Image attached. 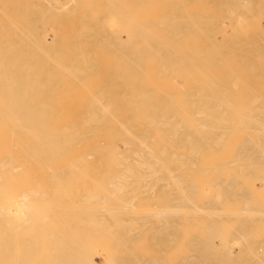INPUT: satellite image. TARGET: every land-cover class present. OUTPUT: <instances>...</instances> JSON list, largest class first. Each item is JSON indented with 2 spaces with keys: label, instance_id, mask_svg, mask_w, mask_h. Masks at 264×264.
Listing matches in <instances>:
<instances>
[{
  "label": "bare ground",
  "instance_id": "obj_1",
  "mask_svg": "<svg viewBox=\"0 0 264 264\" xmlns=\"http://www.w3.org/2000/svg\"><path fill=\"white\" fill-rule=\"evenodd\" d=\"M2 2H3V0H1ZM5 1H7V0H4V3L5 4H3L2 3V5H0V6H3V5H5V6H3L2 7V9H4V7H5V11L8 13V11L9 10H11V12H13V15H15V13H14V10L17 8L18 9V4H19V6H20V8H21V5H20V3L22 2V0L21 1H19L18 3L17 2H9V1H11V0H8V2H5ZM13 1H15V0H13ZM16 1H18V0H16ZM43 1H46V0H31V2H30V5H31V11L30 12H33L34 11V13H33V17H35L36 19H39V24H37V25H33L32 26V24H30V23H28V26H29V24L31 25V26H29V27H27V26H24V25H22V23H19V20H25V24H26V19L25 18H27L28 16L26 15V13H24L23 15H26V17H24V18H21L22 16H20V18H19V16H17L18 18H19V20L18 21H15V20H13V21H15V22H18V25L19 24H21L20 25V27L17 29V26L16 25H12L13 27H14V29H15V26H16V31H19V32H22V34L24 33V35L26 34L27 36V38L28 39H30V40H28V39H25V40H28L29 41V43H28V50H27V52L28 53H30L31 55H32V57H31V60H28L27 59V57H26V51H21V50H19V51H21V53L23 52H25V58L28 60H26L25 58H24V60H26V61H22L23 59H21V62H19V61H16V59L14 60V62H16V63H14V62H12L9 58V60H10V62H5V63H3V64H0V264H48L49 263V261H50V263L51 264H53L52 262H54V263H58V264H61V262H65V264H66V262L67 261H72V259L74 260V259H76V258H78L79 259V261L81 262L82 260L84 261V260H87L86 262H84L83 263V261H82V264H90V263H92L94 260L93 259H91L92 258V255H91V253L92 252H94V254L93 255H95V253H96V255H97V251L96 250H94V247H93V250L91 249L92 248V243H91V246L90 245H88V242H89V240H86L85 239V241L84 242H87V243H85V244H87L88 245V248H87V250L86 249H84L85 247H83L82 246V244L84 243L82 240L80 241H78V239H82V237H83V240H84V238H85V235L84 234H86V232H91L90 230L89 231H87L86 230V228L87 227H89L90 226V224L91 223H94L95 221H97L98 223H96V224H98L97 226L99 227V231L100 232H102V233H100L99 232V234H97V232L95 231V233L96 234H94L93 232L94 231H92L91 232V234H94V235H99V237H101V238H103L102 236L104 235L103 233H105L106 234V236H104L105 238H107V236H108V238L109 237H111L110 239H111V241H112V239L114 238L113 237V230H112V228L111 227H108L109 226V224H105V221L104 220H101L103 217H102V214H101V217L99 218V214L100 213H102L103 211H100V212H98L99 210H101V209H99L98 211L96 210H94V211H92V212H87V211H84L85 209V207H87V204L86 203H94V201H92L91 202V199H93L94 198V200L95 201H97V203H98V201H100L101 202V200H103V199H105V198H109V199H111V198H118V196L117 197H113L112 195H117L118 193H120V192H122V191H124L125 189H127V188H125V186L127 187V185H129V183H127L128 181H125V179H127L128 177H130V175H127V174H122L123 172H125L126 171V173H127V170H128V172L129 171H133L134 173H137L138 174V176L140 177L139 179H141V178H143L144 180H148L147 181V183H146V181H144V180H141L144 184H146L148 187H150L151 189H152V187H154L156 184H157V182L159 181V182H163V187H165V190H164V205L162 206V207H154L155 205L153 204L152 206V208H150V207H148L149 208V211H148V208L146 209L145 208V205H142L143 206V208H141V209H138V208H140V204H139V202H138V205H140V206H138V207H133V209H137V210H139V211H141V212H143L144 213V211H145V213H146V210H147V212L149 213V216L150 215H152V214H154L155 215V219H158V216H161L160 218L161 219H163L164 220V222H165V226L163 227V229L162 230H164V232H165V237H166V242L167 241H169V242H172L173 241V238H175V240H176V243H175V245L173 246L174 248H177V250L175 249V251H168V253H167V255L168 254H170L171 252H174V253H172V255L173 254H175V253H177L178 252V254L180 253V256H181V259H180V261H182L183 259H185V258H187V259H189L190 257H194L195 258V260L196 261H198V263L199 262H202V263H200V264H208L209 262H210V260L212 259V258H216V257H219V259H220V257H221V259H222V261H223V259L225 260V258L224 257H231V256H233V255H237V256H243V255H252V254H256L257 256H259V257H257L256 259H255V261H264V258H262V256L261 255H264V252H256V253H254V252H252V253H250V252H243V251H235V252H233V251H231L230 250V245H232V244H234V243H232V242H237V243H239V242H241V240H240V238L243 236H245V234H243V235H238V234H236L235 232H237V233H239V230L237 231V228L235 229V234L236 235H238V236H235V234H233L234 236L233 237H231L230 239L232 240V242H230V243H232V244H230L229 242H227V241H225V235H227L228 234V236L231 234V231H230V233H227V234H225L224 235V231H226L227 229H229V228H231V226H229V223L232 225V223H234V221H235V219H233L234 221L232 222L231 220V222L229 221V223L227 224V221H224L225 222V225H224V227L223 228H225V226H229V227H226L225 229H224V233H221V228L219 227V226H217V225H215V222L214 223H212V222H210L211 220H210V217L209 216H211V218L213 217V216H215V215H217V217H219L218 215L221 213V211L220 212H217L218 214H215L216 212L215 211H219V210H217V209H220V210H222L223 208H227L229 211H231V209L232 208H228V206H226L225 204H227V202H226V200H225V203H224V206L225 207H221V206H213V204L212 203H214V202H216V203H219V202H221V200H222V202H223V199H221L220 198V194L222 193V194H226V192H224L222 189H220V192H221V190H222V192L220 193L219 192V198H214V197H212V198H214L213 200H211L209 197L207 198V196H206V192L207 191H205V190H202V189H204V185H203V188L202 189H198L199 191V194H200V192H201V194L202 193H204L205 194V197L207 198V200L204 202V204H200V203H197V202H194L193 201V196H194V193H196V192H192L191 191V188L192 187H197V185L195 184V183H192L191 184V186L187 183L188 181H190L188 178H184L183 180L181 179L182 177H184L183 176V173H177V169H178V166L175 168H168V167H164V166H167V165H169V164H171V163H173V162H175V163H179V162H185V161H181V160H187L186 162H192V161H197L198 162V164L200 163V165L201 166H204L205 164H201V163H204L205 161L207 162L206 164H211V165H213V169L215 168L214 167V165H228V166H226L227 168H228V170L230 171H232V168L230 167L231 165L230 164H233V167H234V165L236 166V164H237V162H239L240 163V161L241 162H251L252 161V159H254V162H260V161H262V162H264V48H261V47H263L262 45L261 46H259L258 44V42H262V43H264V28H262V27H260V23H258L257 22V20L255 21L256 23L255 24H257V25H250V22L255 18V19H258V20H260V18H257V17H259L260 15H264V0H218V4L219 5H217L216 7H219L220 5H221V8L218 10V8H217V12H219L220 10H221V12L219 13V14H217L218 15V19H224V20H226L227 21V23L229 22L231 25H232V22L234 21V20H236V18L238 17L236 14H238V11H237V8L238 9H240V14H241V17L243 18V15L245 14V15H248V16H245V18H247V19H249V20H251V18H252V20L249 22V21H247L246 19H244V20H242V18L239 16V20H240V18H241V22H237V23H240V24H237L236 25V22H235V25L236 26H233L232 28H237L238 26H240L242 29H244L245 28V32L243 33V34H239V35H235V34H238L239 32H242V30H239L238 28L236 29V30H234V32L233 33H235L234 34V36H232L233 35V33L231 32L230 34V37L228 36H226V38H225V35H227V33L229 34V31H230V29H229V31L228 32H226L225 33V35H223L224 36V39L222 38L223 36H222V34H221V32L220 31H218V29H223V27H222V25L223 24H221L222 22V20L221 21H218L217 20V18L215 17V19H216V21L217 22H220V26H219V28H216L217 29V31L215 30H213L212 31V33L213 34H215V32H217V33H219L220 35H221V38L223 39V40H221V39H219V43H218V41H217V39H215V41H217L216 43L219 45V44H221V46L219 47V48H222L221 50V52L219 51V53H221V55H220V57H221V59H220V57H219V59H220V61L222 60V61H224V57H225V60H226V58H227V60H228V57H229V59H230V63H224V62H222L223 64H224V66H226V67H223V65L221 64V69L222 70H224V72H221V70L219 69V67H220V61H219V59H217L216 61L217 62H219V63H215L214 61H213V59L211 58L210 59V57L208 58H205V57H202L201 55H203L204 56V54H205V56H211V55H209V52L210 51H213L211 48H212V46H209L208 48L210 49L209 50V52H206V50H207V48L205 49L204 47L202 48L205 52L203 53L200 49H199V45H197V44H193L194 46L192 47V49L193 50H189V47H190V44L188 45V44H183L182 42H180L179 40H181L182 41V39H181V37L184 39V38H186V39H184L185 40V43H186V40L188 39V40H191V35H192V33H190L189 31H191V29L187 32V33H185V32H183L182 31V29H181V31L183 32V33H185L186 35L188 34V33H190V35H187V36H190V39L189 38H187L185 35H183V33L181 32V31H177V29H180V27H176L177 29H176V31L177 32H180V33H182L181 34V36L180 37H178L177 38V36L178 35H176V34H178V33H174L175 32V30L173 31V30H171L170 28H175V27H172L173 26V24L171 23V25H169V24H167V23H169V18L167 17V19H166V21H164V22H167V23H164L165 25H163V22L161 21L158 25H161V26H163V27H160V31H161V28H162V31L161 32H163V30H164V28H166L168 25L169 26H171V27H167L168 28V30L170 29L171 30V32H170V30L168 31V30H164L165 31V33L166 34H169V36H171V34H175L176 35V38L175 37H173L174 35H172V37L175 39V40H177L178 39V41L177 42H179V43H181L182 44V47L180 46L181 44H178V45H175V44H173L174 42L172 41L173 39H172V37H171V42L170 43H168L167 42V40L170 38V37H168V39L166 40L165 39V41H164V37H166V36H164L163 38L161 37L162 35H158L159 37H161L160 39H161V42H159L160 40H159V37L158 38H151V37H148L147 36V38H149L148 40L149 41H152V40H156V41H152V42H157V43H159V46L158 45H156V43H154V45H156L157 47V51H158V47H159V50H161L160 49V45L162 44V45H164L163 47L161 46V48L163 49V50H168L167 48H166V46L168 47V45L169 46H172L173 48L175 47V49H172V47H168V48H170L171 49V51L173 50V54H171L172 52H170L169 50V55H174L175 53L177 54V55H179V57L181 56V61H179V57H177V55L175 56V58L178 60V62L175 60V58H174V56H172L173 58H170V59H174V63H176V64H181L180 62H182V60H183V62H184V58H186V60H185V62L186 61H188V66L186 65V63L184 64V65H186L187 67H190L191 65L193 66V68H194V66L196 67V68H194V69H192V71H191V67H190V69L189 68H186V66H184L183 67V64H181V66L183 67H181L182 69L181 70H179V69H175L176 70V75L179 73L180 74V76L179 77H181V79H183L184 78V76L182 75V74H186L187 72L186 71H188V70H190V71H188V74L186 75V76H188V77H186V78H184V80H186L187 78H190L191 77V79H189V81L188 82H192L191 80H195L196 81V83H197V78L199 79V80H201V83L199 82V83H197V84H202V82H204V85L202 84V86H203V88H201L199 85V87L198 88H193V89H190V93H188L189 94V96L191 97V96H193V98L191 99V98H189V99H187L186 100V98H183V99H185L186 101H188L189 100V103H187V104H184V105H181L182 104V102L179 104V106H177L176 107V110H174V108H175V104H177L178 103V101H177V99L180 97V96H183L184 94H185V92H186V90H188V88L185 90V92H184V94L183 95H180L179 94V92L182 90H178L177 89V85H178V83L175 81V85H176V87L175 88H173V86H172V82H174V81H172V78H174V76L172 77V75H171V77L169 76V78L171 79V81H170V79H169V81H170V83L169 82H167L168 81V72H166V76H165V73L163 72V70H166V68L167 67H170L169 66V64H170V62H173V61H171L170 59H169V57H167L166 56V58H164L163 59V57H165V53H162L163 54V56H161L162 54H160L159 52L160 51H158V53H157V55L155 54V52L154 53H152L153 55H156V59H157V61H159L158 60V56H159V59L161 58V59H163L164 61H159V62H157V65L158 66H160L161 67V64H160V62L162 63V64H164V66H162L161 68V70H159V71H157L158 73H160L161 74V76L162 75H164L165 76V79H164V76H162V77H160V75L159 76H157V73L155 74L157 77H159V79H157V77L154 75V73L156 72V71H154L153 70V75L152 74H150L151 72L150 71H148L152 66H151V64L150 63H152V62H155L154 61V57H152V58H154V59H152V60H149V61H152V62H149V64L150 65H148V61L146 62V64L145 63H143L144 61H142L141 62V59L144 57V58H146L144 55L150 50V52H151V49H149V48H152L153 50H156V49H154V46H152V47H148V51L144 54L143 53V51L145 52L146 51V48L142 51V49H141V53L138 51L140 48H143V47H145V44L142 46V44L141 43H138L137 41H134L133 40V42H136V44H141V46H140V48H139V46H136V47H138L137 49L136 48H133L135 45H133V47H132V49H133V51H130V50H132V49H130V47L132 46V44L130 43V44H125V46H127V47H129V49H128V53H129V51L130 52H134V49H136V51L135 52H139L140 54H141V56L139 55V57L141 58H139V57H137V58H139V60H140V62H139V60H137V58L135 57V56H138V55H136V54H139L138 52L136 53V54H134L135 56L134 57H130V59H135L137 62H138V64L140 65V63H143L142 65H144V67L146 66V69L145 70H142L141 69V67L139 68V67H137L138 66V64H136L137 66V69H141L140 71L142 72H146V73H148L147 75L150 77L151 76V80H150V82L152 81V83H150L149 82V80H147L146 81V79H145V81H144V79H142V77L144 76H146V78L148 77L147 75H143V73H139L138 72V74L136 73V76L134 75L135 74V71H134V76H135V78L137 77V75L139 76V75H141V76H139V78L140 79H138V81H140L141 79V81H140V83L143 81V83L144 84H147V86H148V83H149V86H152L153 85V80H160V78H162L161 79V81L164 83H162V85L159 83H154V84H156L155 86L153 85L152 87H155V88H159V86H161L160 88L161 89H163L164 91H168V90H166V88H168L169 89V91L170 90H175V89H177L178 91V98L175 100V101H177V102H175V101H173V105H174V108H171V106H173V105H171L172 104V102L170 101V100H172V98L170 97V93H169V100H166L165 98H166V96L168 95V94H165L166 96H165V98L164 99H159V98H157V97H150V95L152 94V93H156L157 94V90H159V89H154V90H156V91H154V92H151L150 90H145L147 93H149V92H151V94H148V98H147V94L146 95H144V91L142 90V91H139L135 96L137 97V96H139L140 95V97L141 98H135V96H134V98H132V96H131V98L128 100L129 101V106H128V108H127V110L129 111V113H126V111H125V114H124V112H122L123 114H111L110 113V111H117V110H119V108H117V107H106V106H97V107H94V108H92L91 106L89 107V105H88V107H85V111H86V108L87 109H90V112H88V114H82V115H76V114H74V113H71L72 111H71V104L73 103V101H68V99L67 100H65L64 99V101H62V102H64V105H66L65 106V109H67L68 110V108L70 109L69 110V113L67 114L66 112V114L64 113V114H61V113H59V112H54V111H56V110H60L61 108H62V104H61V102H59V100L57 101V102H54V101H56V99H60V98H63V97H60V95L63 93V94H65V91H66V93H67V90H65V91H62V88H58L59 90H60V94L58 95V92H55L53 89H55L56 91H57V88L55 87H51V89H50V91L49 92H53V94H56V98L54 99V96L55 95H51V96H47V94H46V92H45V94H46V96H47V98H44V87H45V79H44V73L46 72H44V67H46V66H44V63H46V62H44V57H46L45 55H44V44H46L44 41V39H43V33L42 32H44L45 31V28H44V30H43V27H44V25L46 26V24L48 25V23H46V24H44V14H45V12H46V10L48 9V8H45L46 10H44V3H43ZM50 1V0H49ZM49 1L47 0L46 1V4H47V2L49 3ZM52 1V0H51ZM54 1V0H53ZM56 1V0H55ZM71 0H69V2H70ZM74 1H79V0H74ZM81 1L82 0H80V3H81ZM88 1V0H87ZM90 1H92V4H90L91 2ZM95 1V0H94ZM94 1L93 0H89L88 2V4H86V5H80L78 2H77V4H78V6L80 5V7H84V8H87V6H88V8L87 9H89V7H90V10L91 9H94V10H97V9H95V7H97V2H99L100 0H98V1H96V5L94 6L93 4H94ZM113 1V0H112ZM117 1V0H116ZM120 1V0H119ZM142 0H128V1H125L124 3H126V2H128V5L129 6H127V8L129 9L130 8V12H129V14L127 15V18H129L130 19V21H131V18H133V15L135 14L134 12V14L132 15L131 14V11H134L133 9H135V8H137V7H135V8H133L132 7V5L131 4H133L134 6H137V4L140 6L141 4H140V2H141ZM146 0H144V2H145ZM151 1H153V4H154V1H157V0H151ZM161 1H163L164 2V4L166 3L165 1L166 0H161ZM161 1H159L158 2V4L156 3L155 4V6L154 5H152V6H154V8L156 7V5H157V7H158V5H159V3L161 2ZM168 2H169V0H167ZM177 1V0H176ZM186 2L188 1V0H185ZM184 0L182 1L181 0V2H180V0H179V2L182 4V5H184V7L183 8H190V6L192 7V6H194L195 4H193L194 2H192L191 3V5H190V3H189V1H188V4L187 5H185V3H183V2H185ZM202 1H206V0H202ZM23 2L25 3V8L24 9H26V3L28 2V0L25 2L24 0H23ZM64 2V1H63ZM71 2H73V1H71ZM83 2V1H82ZM138 2V3H137ZM162 2V3H163ZM178 2V1H177ZM173 3V0H172V2H169L170 3V5H172V3L175 5H177V4H179V2L178 3ZM191 2V1H190ZM200 2V1H199ZM204 2L202 3V2H200L201 3V5L203 6V11H202V13H204V14H206V12L205 11H207L205 8H204ZM8 3H11V4H13V6L12 5H10V4H8ZM16 3H17V5H16ZM24 3H21V4H24ZM58 3H60V0L58 1ZM84 3H86V2H84ZM109 3V2H108ZM107 3V1H105V5H106V7L108 8V6L107 5H110L111 4V2H110V4H108ZM113 3H118V1L117 2H114L113 1ZM161 3V5H159V6H162L163 8L165 7L166 8V5H164V4H162ZM169 3H168V5H169ZM0 4H1V2H0ZM10 5V6H12V8L13 7H15V9L12 11V8L11 7H7V5ZM16 6H15V5ZM51 4V3H50ZM53 4V3H52ZM51 4V5H52ZM62 4V3H61ZM65 4V3H64ZM82 4V3H81ZM119 4H121L120 2H119ZM127 4V3H126ZM144 4V3H143ZM205 4L207 5V7L209 6V9L211 10V9H214L215 7V5H214V0H211V2H208V1H206L205 2ZM29 5V4H28ZM53 5H55V3L53 4ZM52 5V6H53ZM89 5H93V6H89ZM99 5V4H98ZM101 5V4H100ZM98 6L97 8H98V13H97V15H99V13H100V11H105L106 12V10L104 9V8H106L105 7V5H102V7L101 6ZM200 4L199 5H196L195 6V8L196 7H199V8H196V9H194V10H197V9H199V10H201V8L202 7H200L201 6ZM47 6H50V5H48L47 4ZM68 6V5H67ZM86 6V7H85ZM113 6H114V4H113ZM145 6H147V5H145ZM173 6V5H172ZM186 6H188V7H186ZM257 6H259L260 8H258ZM261 6H263V7H261ZM65 7V9H66V6H64ZM92 7V8H91ZM99 7L102 9V10H100L99 9ZM116 7H117V4H116ZM115 7V8H116ZM144 7V6H143ZM148 7H149V5H148ZM146 8L145 10H147V9H149V11L151 10L150 8ZM156 7V9H158ZM162 7H159V8H162ZM168 7V6H167ZM256 7V8H255ZM9 10H8V9ZM56 9L57 8V6H54L53 7V9ZM61 8V7H60ZM71 8L72 9H74V7H72V5H71ZM83 8V9H84ZM106 8V9H107ZM109 8H110V6H109ZM120 8L121 9H123L122 7H121V5H119V10H120ZM145 8V7H144ZM153 8V7H152ZM165 8L164 9H162V11L160 12V13H164L165 12ZM172 8L173 7H170L169 6V8H168V10L169 9H171L172 10ZM174 8H175V6H174ZM179 8V7H178ZM183 8H179L180 9V11L182 10V13H185V15H187V11L185 10V9H183ZM261 8H263V11H262V9ZM8 11H7V10ZM23 9V10H24ZM29 9H30V7H29ZM58 9H59V7H58ZM70 10V13L72 14L71 16H73V13L75 14V11H73V10ZM77 9V8H76ZM79 9V8H78ZM112 9L113 8H111V11H110V13L112 14ZM138 9L139 8H137V11H136V13L138 14V13H140V12H142V8L140 9V11H138ZM156 9H153V10H156ZM258 9H260V10H258ZM1 10V9H0ZM20 10V9H19ZM21 11V12H26V11ZM57 10V9H56ZM68 9H66L65 11H67ZM75 10V9H74ZM80 10V12H81V9H79ZM90 10H88V12H86V13H89L90 12ZM108 11H109V9H107ZM159 10V9H158ZM161 10V9H160ZM170 10V11H171ZM174 11L176 10V8L175 9H173ZM183 10H184V12H183ZM190 10H191V8H190ZM198 10V12L196 11H194L195 13H193V15L191 14V12H190V14H191V16H194V14H196V13H198V15L200 16V14H199V12H201V11H199ZM205 10V11H204ZM3 13H5L3 10H1ZM60 11V10H59ZM58 11V12H59ZM61 11H62V9H61ZM73 11V12H72ZM85 10H83L82 12H84ZM124 11H125V9H124ZM164 11V12H163ZM186 11V12H185ZM188 11H189V9H188ZM211 11H213V10H211ZM263 12V13H260V12ZM97 12V11H96ZM101 12V13H102ZM117 12V11H116ZM143 12H144V10H143ZM142 12V15L140 16H138L137 15V19H139L138 17H144V18H146V14H145V12L143 13ZM148 12V11H147ZM146 12V13H147ZM169 11H167L166 13H168ZM69 13V14H70ZM104 13V12H103ZM102 13V14H103ZM149 13V12H148ZM147 13V14H148ZM151 13V12H150ZM153 13V15H155L156 14V12H152ZM155 13V14H154ZM170 13V14H169ZM168 13V15H170L169 17L171 18V15L172 16H174V14L175 13H173V14H171V12H169ZM181 13V14H182ZM17 14V13H16ZM37 14V15H36ZM78 13H77V11H76V15H77ZM90 14V13H89ZM89 14H87L88 15V17H89ZM107 14H108V12L105 14V16H107ZM126 14V13H125ZM124 14V15H125ZM145 16H144V15ZM158 14V13H157ZM207 14H208V11H207ZM239 14V15H240ZM2 15V14H1ZM7 16H9V15H11V13H10V11H9V15L8 14H6ZM12 15V16H13ZM50 15V14H49ZM80 16H82V17H84V16H86L85 14H83V13H81V14H79ZM78 15V16H79ZM91 15V14H90ZM97 15H94V17L92 18V16H91V18H89V19H93L94 20V22L96 23L97 22V20L98 19H96V17H97ZM148 15H151L152 16V14H148ZM147 15V16H148ZM159 15V14H158ZM163 14H161V16H162ZM179 15H180V13H179ZM178 15V17H172V18H176V19H178V20H176V19H174L176 22H175V24H174V26L175 25H178L179 26V23L181 22L180 20H182V23H181V27H182V25H184V27H185V31H186V26H187V24L189 25V22H187V24L186 23H184L185 21H186V19H187V21H188V17L186 18L185 16V21H184V17L182 18V19H180L179 20V17H181V15L179 16ZM188 15H189V12H188ZM197 15V14H196ZM198 15H197V17H198ZM213 15H216V13L213 11V13H211L210 12V15H209V17L207 18V17H203L202 16V18L204 19V18H206V19H204V23H203V19L201 20L199 17H198V19L194 16V18H196L197 20H196V22H195V19H194V23H197L198 21H199V24L201 23H203V26L204 25H206V26H211V25H209L208 24V22L211 24V22H212V17H213ZM216 15V16H217ZM47 17H46V19L47 18H49V19H55V17L54 16H56L55 14H54V16L53 17H48V15H46ZM96 16V17H95ZM104 16V17H105ZM110 16V15H109ZM111 16H114V15H111ZM126 16V15H125ZM151 16L149 17L148 16V19H147V21H148V23H149V21L150 20H153V19H150L151 18ZM156 17H157V15H155ZM165 16H166V14H165ZM164 16V17H165ZM190 16V18L193 20V18ZM2 17H3V15H2ZM9 17H11V16H9ZM66 18H67V16H65ZM77 17V16H76ZM75 17V18H76ZM104 17H102V18H104ZM135 17V16H134ZM158 17H160V15L158 16ZM157 17V18H158ZM1 18V17H0ZM4 18V17H3ZM74 17H73V19L76 21V19H75ZM78 18H80V17H78ZM87 18V17H86ZM143 18V19H144ZM155 18V17H154ZM156 18V19H157ZM171 18V19H172ZM226 18V19H225ZM5 19L6 18H4V21H5ZM9 19V18H8ZM33 19V18H32ZM35 19V20H36ZM41 19V20H40ZM57 19V18H56ZM61 19V18H60ZM71 19V18H70ZM70 19H66V20H64L62 23H63V25H64V22H67V24L72 20H70ZM83 19V18H82ZM88 19V18H87ZM107 18H105V22L107 21L106 20ZM109 19V18H108ZM111 19V18H110ZM115 19V18H114ZM121 19H123L122 17H121ZM126 19V18H125ZM137 19L136 18H134L133 20L135 21V23H136V21H137ZM156 19H154L153 21L154 22H157L158 23V21H156ZM162 19H165V18H163V16H162ZM161 19V20H162ZM3 19L1 18V20L0 21H2ZM7 20V19H6ZM52 20V21H53ZM59 20V19H58ZM103 19H101L100 21L101 22H103L102 21ZM112 20H113V17H112ZM158 20V19H157ZM173 20V21H174ZM190 20V19H189ZM201 20V21H200ZM229 20V21H228ZM238 20V21H239ZM262 20H264V19H262ZM4 21H2V22H4ZM12 21V20H11ZM45 21H47L48 22V19L47 20H45ZM79 20H77L76 22H78ZM80 21H81V19H80ZM79 21V22H80ZM85 21V20H84ZM90 21V20H89ZM88 21V22H89ZM92 21V20H91ZM91 21L89 22V23H91ZM126 21V20H125ZM140 21H141V19H140ZM139 20H138V22L137 23H139L140 22ZM153 21H151L152 23H153ZM180 21V22H179ZM191 21V20H190ZM246 21L247 22H249L248 24L250 25V26H253V27H243V26H248V24L246 25L245 23H246ZM9 23L8 21H5V24H7V23ZM14 22V23H15ZM60 22V21H59ZM59 22H57V25H59ZM72 23H73V20L71 21ZM75 22V25H77V23ZM104 22V23H105ZM108 22V21H107ZM113 22V21H112ZM127 22V21H126ZM129 22V21H128ZM128 22H127V25H128ZM171 22V21H170ZM179 22V23H178ZM192 22V21H191ZM193 22H192V24L191 25H189V27H187V29L188 28H190L192 25H193ZM245 22V23H244ZM264 22V21H263ZM1 23V22H0ZM13 23V24H14ZM51 24H53L52 22H50ZM49 23V24H50ZM62 23H60V24H62ZM88 23V24H89ZM103 23V24H104ZM116 23V22H115ZM125 23V22H124ZM124 23H121V25L122 26H125L124 25ZM144 23V22H143ZM157 23H153V25L155 24V25H157ZM162 23V24H161ZM178 23V24H177ZM228 23V24H229ZM2 24V23H1ZM10 24H12V23H10ZM10 24H9V26H10ZM36 24V23H35ZM66 24V23H65ZM87 24V25H88ZM94 24V23H93ZM100 24V23H99ZM113 24V23H112ZM145 24H147L146 22H145ZM186 24V25H185ZM201 24H200V27L199 28H201ZM215 24H217V23H214V25ZM243 24V25H242ZM245 24V25H244ZM254 24V23H253ZM3 25V24H2ZM43 25V27H41ZM70 25V24H69ZM68 25V26H69ZM75 25H74V27H75ZM96 25V24H95ZM109 25H111V20H110V24ZM136 25V24H135ZM141 25V24H140ZM150 25V24H149ZM152 25V26H153ZM6 26H8V25H6ZM50 26V25H49ZM52 26V25H51ZM50 26V27H51ZM54 26V25H53ZM60 26V25H59ZM66 26V25H65ZM68 26H66V28H68ZM83 26H84V24H83ZM89 26L90 25H88V28H86V30L87 29H89ZM101 26H103V27H99L98 29L100 30V28L101 29H103L104 28V26L105 25H102V23H101ZM129 26V25H128ZM127 26V27H128ZM143 26H144V24H143ZM166 26V27H165ZM212 26H213V24H212ZM218 26V25H217ZM216 26V27H217ZM228 26V25H227ZM1 27V26H0ZM57 26H55V30L57 29L56 28ZM70 27V26H69ZM126 27V26H125ZM133 27V26H132ZM139 27V25L137 26V28ZM144 27H148V24H147V26H144ZM144 27L142 28V29H144ZM157 27V26H156ZM196 27H198V26H196ZM205 27V26H204ZM203 27V28H204ZM208 27V28H209ZM10 28H11V26H10ZM9 28V29H10ZM52 29H53V27H51ZM60 28L61 29H64V30H67V29H65V28H63V27H61L60 26ZM59 28V30H61ZM85 28V27H84ZM108 28V27H107ZM107 28L106 29H104L105 30V32L107 31ZM136 28V30L138 31V33L137 32H135V35H137L136 37L137 38H139V39H141L140 37L142 36V37H145V31L144 32H142V30L140 31V30H138ZM149 28V27H148ZM155 28V27H154ZM212 28V27H211ZM2 29H3V27H2ZM12 30H14L13 28H11ZM10 29V30H11ZM79 29H82V28H79ZM90 29H92V28H90ZM151 29V28H150ZM150 29H147V30H150ZM157 29H158V27H157ZM194 29H195V27H194ZM194 29H192V31L194 30ZM202 29V28H201ZM207 29V28H206ZM206 29H204V30H206ZM224 29H225V27H224ZM223 29V30H224ZM246 29H248V30H246ZM58 30V29H57ZM68 30H69V28H68ZM71 31H72V29H70ZM70 30L67 32V31H65V34H67V33H69V34H71V32H70ZM78 30V29H77ZM85 29L83 30V32L84 31H86ZM104 30H103V35H106V33L104 32ZM119 30V29H118ZM134 30V29H133ZM146 30V29H145ZM197 30V29H196ZM232 30V29H231ZM237 30H238V32H237ZM4 32L5 31H8V30H3ZM49 31V30H48ZM63 30H61V31H59V32H57V33H60V35L59 36H61L62 35V37H66L64 34H61V32H62ZM79 32H78V34H83V32H82V30H81V32L82 33H80V30H78ZM101 31V30H100ZM116 31L117 30H115V33H116ZM123 31V30H122ZM151 31V33H153V35H155L154 37H156V34H154V32H152L153 30H150ZM160 31H158L159 32V34H161V32ZM172 31H173V33H172ZM203 31V30H202ZM209 31H210V29H209ZM247 31V32H246ZM9 32V31H8ZM14 32V31H13ZM8 33V35L9 34H14V33ZM52 32H54V35L56 34L55 32L56 31H54V29H53V31ZM67 32V33H66ZM90 31L88 30V33H89ZM92 32H93V30H92ZM118 32V31H117ZM197 32H199V31H197ZM237 32V33H236ZM73 33V32H72ZM74 33H76V32H74ZM87 33V32H86ZM94 33L95 32H93V35H94ZM97 33V32H96ZM114 33V32H113ZM114 33V34H115ZM180 33H179V35H180ZM201 33V32H200ZM199 33V34H200ZM204 33V31L201 33V35H203V36H207V34H203ZM206 33V32H205ZM211 33V32H210ZM7 34V32H5V33H3V34H1L0 35V38H2V35L3 36H7L6 35ZM21 34V33H20ZM21 34V35H22ZM108 34H110V29L108 30ZM107 34V36H112L111 34L110 35H108ZM117 34V33H116ZM115 34V35H116ZM120 34V33H119ZM124 34V33H123ZM134 34V31H133V33H132V35ZM148 34H149V31H148ZM163 34H164V32H163ZM166 34H164V35H166ZM199 34H197V36L194 38V39H197L200 35ZM212 34V35H213ZM224 34V33H223ZM24 35H23V38H25L24 37ZM47 35V34H46ZM64 35V36H63ZM68 35V34H67ZM73 35V34H72ZM74 35H76V34H74ZM73 35V36H74ZM86 35V34H85ZM85 35L83 34V39H85L86 37H88V36H86L85 37ZM130 35V38H129V40L132 38V37H135V35H131V34H129ZM193 35H194V33H193ZM192 35V36H193ZM196 35V34H195ZM199 35V36H198ZM216 35V34H215ZM10 36V35H9ZM70 36V35H69ZM73 36H71V38H73ZM95 36V35H94ZM93 36V37H94ZM98 36V35H97ZM114 36V35H113ZM112 36V37H113ZM117 36V35H116ZM139 36V37H138ZM149 36H151V35H149ZM183 36H185V37H183ZM5 37H3V38H5ZM60 38V40H62V42H63V38ZM81 37V36H80ZM80 37L78 36V38L80 39ZM90 37V36H89ZM100 37V36H99ZM104 37H106V36H104ZM120 37H121V35H120ZM208 37V36H207ZM218 37H220V36H218ZM10 38V37H9ZM49 38H50V36H49ZM48 38V39H49ZM52 38V37H51ZM54 38H55V36H54ZM67 38V40L69 41L70 40V38L69 37H66ZM69 38V39H68ZM76 40H77V35H76ZM75 38H74V40H75ZM82 38V37H81ZM94 38H96V36L94 37ZM94 38H92L93 39V42H95L96 40H94ZM102 38V39H101ZM100 39L101 40H103V42H105V40L103 39V37H101ZM114 38H117V37H114ZM113 38V39H114ZM124 38V37H123ZM147 38L145 37V39H146V41L148 42V40H147ZM150 38H151V40H150ZM204 38V37H203ZM212 38H215V36L214 37H212ZM13 39V38H12ZM19 39V38H18ZM22 39V38H21ZM82 39V40H83ZM88 39V38H87ZM108 40H110L109 38H107ZM112 39V40H113ZM136 39V38H135ZM144 38H142V40H143ZM144 39V40H145ZM199 39V38H198ZM205 40H207V42H209L210 40H209V37L208 38H204ZM203 39V40H204ZM20 40V39H19ZM51 41H52V39H50ZM66 40V39H65ZM81 40V39H80ZM123 40V39H122ZM126 40V39H125ZM157 40H159V41H157ZM170 40V39H169ZM174 40V41H175ZM183 40V41H184ZM209 40V41H208ZM48 41V40H47ZM50 41V42H51ZM68 41H67V43H68ZM71 41H73V39L71 40ZM78 41V43H79V40H77ZM86 41V40H85ZM84 41V42H85ZM111 41V40H110ZM130 41H132V40H130ZM139 41H141V40H139ZM162 41H164V42H162ZM194 41H196V40H192V43L194 42ZM201 42H202V40H200ZM200 41H198V42H200ZM5 42V41H4ZM16 42H18V41H16ZM15 42V43H16ZM21 42V41H20ZM26 42V41H25ZM43 42H44V44H43ZM76 42V41H75ZM82 42V41H81ZM83 42V43H84ZM87 42V41H86ZM86 42L84 43V44H86ZM98 41H96V43H97ZM119 42V41H118ZM167 42V43H166ZM176 42V43H177ZM213 42V41H212ZM211 42V44H213V45H215V42H213L212 43ZM222 42V43H221ZM13 44V41H12V44H11V47H12V45H14V47L17 49L18 48V45L19 46H23L21 43H23V42H21L20 44H18L17 45V47L15 46L16 44ZM66 42L64 41V44H65ZM77 42H76V44H78ZM91 43V42H90ZM90 43L89 44H86V45H84V44H81V46L83 45V47L85 46V47H87V45H89V47L91 46L92 47V43H91V45H90ZM111 43H113L112 45H113V47H114V44H116L117 42L115 41V43H114V41H112ZM111 43H110V45H111ZM125 43H127V42H125ZM161 43V44H160ZM195 43H197V41L195 42ZM4 44V43H3ZM49 44H51V43H48V45H47V47H49L50 45ZM104 44H109V42L108 43H103L102 44V49H105V47H104ZM148 44H149V46H150V43L148 42ZM168 44V45H167ZM171 44V45H170ZM209 44H210V42H209ZM210 44V45H211ZM248 45V46H250V49H246L245 48V45ZM25 45H27L26 43L24 44V47H26ZM52 45H53V43H52ZM57 45H58V43H57ZM61 45V44H60ZM60 45H58V47H61ZM67 45V44H66ZM66 45H62V47L63 48H65V46ZM75 45V44H74ZM80 45V44H79ZM99 45V44H98ZM121 45V44H120ZM128 45H130V46H128ZM186 45V46H185ZM201 45H204V43L203 44H201ZM218 45H217V47H218ZM232 45H234V47L236 48H231V46ZM264 45V44H263ZM68 46V45H67ZM66 46V48H69V49H67L68 50V53H69V50H70V47H67ZM76 46H78V45H76ZM93 46H94V43H93ZM106 46V45H105ZM122 47H123V45H121ZM124 46V47H125ZM178 46V47H177ZM185 46V47H184ZM189 46V47H188ZM196 46L198 47L197 48V50H196ZM0 47H2L1 45H0ZM14 47L13 48H10L8 51H13L14 50ZM51 47V46H50ZM80 47V46H79ZM90 47V48H91ZM101 47V46H100ZM104 47V48H103ZM107 47V46H106ZM108 47H112V46H108ZM107 47V48H108ZM116 47L117 48H119V51L122 49V50H125V49H123L122 47H119L118 45H116ZM109 48L110 50H115V49H117V48ZM146 47H147V45H146ZM176 47L177 48H179V50L178 49H176ZM194 47H195V49H194ZM207 47V46H206ZM216 47V45L213 47V49H217V47ZM52 48V47H51ZM65 48V49H66ZM90 48H88V49H90ZM93 48V47H92ZM106 48V49H107ZM121 48V49H120ZM182 48V49H181ZM185 48V49H184ZM186 48H188L187 50H189L188 52H192V56H190V57H193V59L194 60H192L191 58H187V57H189V54H188V52L186 53V54H183V53H185L186 52ZM228 48H230V49H228ZM247 48H249V47H247ZM53 49V48H52ZM59 49V48H58ZM62 49V48H61ZM97 49V48H96ZM100 49V48H99ZM198 49H199V53H198ZM229 50V52H227V50ZM232 49H235V51H236V53L234 54L233 53V55H232ZM3 50H4V52H3ZM50 50V49H49ZM53 50H56V49H53ZM74 51H72V52H77V50L75 49V47H74V49H73ZM76 50V51H75ZM79 50H80V48H79ZM78 50V52H82L81 50L79 51ZM85 50V49H84ZM87 50V49H86ZM118 50V49H117ZM152 50V51H153ZM180 50H182V51H180ZM185 50V52H183ZM1 52H3L2 54H4V55H2L1 54V58L3 59V56L6 58V53H9V52H7L6 50H5V48H3V49H1L0 50ZM19 51L18 50H16L15 51V54H16V52H18L19 53ZM92 51H93V49H92ZM91 51V52H92ZM95 51V50H94ZM94 51H93V53H90V55L92 56V54H95L94 53ZM99 51H102L101 49L100 50H98V52ZM105 51V50H104ZM104 51H103V53H104ZM107 52H108V55H110V57L109 58H111V56L113 55H115V54H112V53H114L115 51H108V49L106 50ZM125 51H127V50H125ZM124 51V52H125ZM162 51V50H161ZM194 51V52H193ZM197 51V52H196ZM217 51H218V49H217ZM217 51H214L213 53H211L212 54V56L211 57H215V55L216 56H218L219 54H218V52ZM234 51V50H233ZM0 52V53H1ZM50 52V51H49ZM57 52V51H56ZM62 52V51H61ZM66 51L64 50V53H65ZM71 52V51H70ZM89 52H90V50H89ZM112 52V53H111ZM123 51H121V53L123 54L124 53ZM149 52V53H150ZM163 52H165V51H163ZM179 52V53H178ZM182 52V54L180 55V53ZM20 53V54H21ZM45 53H47V52H45ZM67 52H66V54H68ZM100 54H101V52H99ZM118 53H120V52H118ZM118 53H116V56H121L120 54H118ZM167 53V52H166ZM167 53V54H168ZM194 53H196V54H194ZM203 53V54H202ZM216 53V54H215ZM227 53H229V55L227 54ZM231 53V54H230ZM19 54V55H20ZM48 54V53H47ZM46 54V55H47ZM53 54H55V58H56V55L58 54H56L55 52H53ZM62 54V53H61ZM71 54V53H70ZM69 54V55H70ZM87 54V53H86ZM105 54H106V52H105ZM118 54V55H117ZM127 54V53H126ZM126 54H124V55H126ZM142 54H144V55H142ZM151 53L150 54H146L147 55V57H148V59H149V56L148 55H152ZM188 54V55H187ZM200 54V58L202 59H198V57H196L195 58V55L196 56H198ZM215 54V55H214ZM59 55V54H58ZM57 55V58L58 59H60V57L63 55H61L60 57ZM89 55V56H90ZM131 55V54H130ZM129 55V56H130ZM152 55V56H153ZM214 55V56H213ZM226 55H228V56H226ZM9 55H7V57H8ZM18 56V55H17ZM16 56V57H17ZM22 56H24L23 54H22ZM49 56V55H48ZM66 56V55H65ZM63 57L64 59L67 57ZM76 56H77V54H76ZM79 56H81V58L83 57V55H80V53H79ZM78 56V57H79ZM90 56V57H91ZM96 56H99V55H96ZM96 56L94 57V56H92L93 57V60H92V58H90L89 57V59H91L92 60V62H90V64H92L93 63V61H94V59L95 60H97L96 59ZM101 56V55H100ZM183 56H184V58H183ZM234 56V57H233ZM16 57H14V58H16ZM50 57V56H49ZM51 57H52V55H51ZM50 57V58H51ZM72 57H74V55H71V58ZM87 57H88V55H86V59H87ZM115 57V56H114ZM124 57V56H123ZM4 58V59H5ZM54 58V57H53ZM54 58V59H55ZM57 58H56V60L53 62V64H55V65H57L60 61L61 62H63V61H65L66 60V62H68V63H70L69 61V59H70V57L68 56V60L69 61H67V59H63L62 60V58H61V60H59V62H58V60H57ZM100 59H101V57H99ZM108 58V63H111ZM116 58V57H115ZM118 58H120V57H117V60L116 59H114V58H111V60L113 59V60H115L114 62H113V60H112V62H113V66L114 67H116L117 69H120V67L118 66V62H119V60H118ZM122 58V57H121ZM125 58V57H124ZM129 58V57H128ZM167 58L170 60V62H169V60H167ZM183 58V59H182ZM232 58V59H231ZM236 59L237 61V64L235 65L234 63H233V59ZM11 59H12V57H11ZM48 59V58H47ZM53 59V60H54ZM75 59V58H74ZM83 60H84V58H82ZM85 59V60H86ZM89 59H87V60H89ZM102 59H103V57H102ZM101 59V60H102ZM123 59V58H122ZM166 59V60H165ZM198 61V62H200L201 61V64L203 65V63L204 64H208V65H210L211 66V63L213 62V63H215L214 65H212L211 67L210 66H207V64H206V70L204 71V65L202 66V65H200L199 67H203V69H202V67L201 68H199V67H197L196 65V60ZM207 59H209V60H212V61H209V60H207ZM8 60V61H9ZM52 60V59H51ZM51 60H49V61H51ZM77 60V59H76ZM83 60H81V61H83ZM85 60L81 63V65H83V63L85 64ZM86 60V61H87ZM203 60H205V62L203 61ZM209 61V63L207 62V61ZM215 60V59H214ZM233 60V61H232ZM0 61H1V59H0ZM5 61H7L6 59H5ZM106 62H107V59L105 60ZM105 61H101L103 64H104V66L106 65V62ZM121 61H122V63H121ZM123 61H124V59L123 60H120V63L121 64H123ZM168 62L167 63V67L166 68H163V67H165L166 66V64L164 63V62ZM192 61V62H191ZM194 61H195V63H194ZM56 62H58V63H56ZM61 62L59 63L60 65H62L63 66V64H61ZM76 62V64H78L79 62H77V61H75ZM88 62V61H87ZM100 62V61H99ZM99 62H98V60H97V63L99 64ZM105 62V63H104ZM116 62V63H115ZM126 62V61H125ZM132 62H134L135 63V61L133 60ZM197 62V63H198ZM0 63H2V62H0ZM12 63H14V64H12ZM71 63H74L73 61H71ZM70 63V64H71ZM94 63H95V61H94ZM107 63V64H108ZM120 63H119V65H120ZM131 62L129 61V63L127 62V64L125 65V63H124V67H126L128 64L129 65H131L130 64ZM133 63V67L135 68V64ZM189 63H190V66H189ZM194 63V64H193ZM58 64V65H59ZM70 64H69V66H70ZM87 64V63H86ZM101 64V63H100ZM103 64H102V67L103 68H105L104 66H103ZM115 64L117 65V66H115ZM172 64V63H171ZM170 64V65H171ZM199 64V63H198ZM226 64V65H225ZM228 64V65H227ZM232 64V65H231ZM10 65V66H9ZM12 65V66H11ZM108 65H111V64H108ZM108 65H106V68H108ZM219 65V67H218V71H220V72H216L214 69H213V66L214 67H216L217 68V66ZM231 65V66H230ZM61 66V67H62ZM68 66V65H67ZM72 66V65H71ZM79 66H80V64H79ZM87 65H85V68H87L86 67ZM88 66H89V63H88ZM101 66V65H100ZM121 66V65H120ZM123 66V65H122ZM150 68H149V67ZM173 66L174 65H171V67L173 68ZM177 66V65H176ZM91 67V66H90ZM102 67H100V69H99V71H101V68ZM119 67V68H118ZM171 67H170V69H171ZM175 67V66H174ZM56 68H58L57 70H59V66H57ZM67 68V67H66ZM65 68V65L62 67V69H66ZM95 68V67H94ZM122 69H124L123 67H121ZM128 68V67H127ZM130 68V67H129ZM132 68V67H131ZM130 68V69H131ZM152 68H156V64H155V66H153ZM152 68L150 69V70H152ZM158 68V67H157ZM186 69V71H185V69ZM198 68V69H197ZM46 69H47V71H48V67H46ZM61 69V68H60ZM61 69V70H62ZM67 69H69V68H67ZM73 71L75 70V67H72L71 68ZM78 69V68H77ZM76 69V70H77ZM80 69V68H79ZM79 69L77 70L78 72H79ZM83 69H84V66H83ZM90 69V68H89ZM113 69V72L114 71H118V70H116L115 68H112ZM159 69V68H158ZM167 69H169V68H167ZM198 71H197V70ZM12 70H14V74H10L9 73V71L11 72ZM54 70H56V69H54ZM84 70H86V69H84ZM83 70V71H84ZM128 70V69H127ZM171 70H174V68L173 69H171ZM171 70H170V72H171ZM179 70V72L177 73V71ZM182 70H184V71H182ZM67 71V70H66ZM69 71H71L70 69H69ZM69 71H67L68 73H69ZM80 71H82V69L80 70ZM79 72V73H84V72ZM91 71V70H90ZM95 71V70H94ZM107 70H104L103 71V73L104 72H106ZM112 71V70H111ZM123 71L124 70H121V72L123 73ZM195 71V72H194ZM204 71V76L200 79V77H201V75L203 74H201V72H203ZM215 73H213V72ZM16 72V73H15ZM63 72V71H62ZM76 72V71H75ZM102 72V71H101ZM109 72V71H108ZM144 72V73H145ZM150 72V73H149ZM181 72H183L182 74H181ZM190 72V73H189ZM192 72H194V73H198V74H201V75H199V76H197L198 74L196 73V74H191ZM68 73H62V75H61V77H63V78H65V77H68L69 76V74ZM85 73H87V74H89L88 73V70H87V72H85ZM92 73H93V71H92ZM92 73H90L91 75H92ZM124 73H125V71H124ZM129 73V72H128ZM219 73H220V75H219ZM61 74V73H60ZM66 74H68V76H66ZM72 74H75L74 72L72 73ZM105 74V73H104ZM112 74V73H111ZM126 74V73H125ZM171 74H173V75H175L174 73H171ZM184 74V75H185ZM190 74H191V76H190ZM217 74L219 75V76H217ZM51 75H54V76H56L55 74H51ZM50 75V76H51ZM58 75V74H57ZM91 75H89V77L91 76ZM120 75V74H119ZM118 75V76H119ZM130 76H131V74H129ZM183 77H182V76ZM46 76V75H45ZM73 76V75H72ZM75 76L76 77H78L76 74H75ZM88 76V75H87ZM86 76V77H87ZM93 76H95V77H97L96 76V73H95V75L93 74ZM99 76H100V74H99ZM98 76V77H99ZM105 76V75H104ZM125 76H127V75H125ZM130 76H128L129 77V79H131L132 80V78L130 77ZM190 76V77H189ZM48 77V76H47ZM61 77L59 76H57V78H59V79H61ZM70 77V79H72L73 81V86H74V90H75V85L77 84V86H80V84H79V81L78 80H80V78L78 77L77 79L78 80H76V81H78V83H76V84H74V79L73 78H71V76H69ZM68 77V78H69ZM81 77V76H80ZM85 76H83V78H84ZM86 77L84 78L85 80H86ZM102 77V76H101ZM100 77V78H101ZM148 77V78H149ZM155 79H154V78ZM176 77V76H175ZM49 78V77H48ZM82 78V77H81ZM92 79L94 78V77H91ZM105 78V77H104ZM176 78H178V75H177V77ZM203 78L205 79V80H203ZM51 79H52V77H51ZM70 79H67L66 78V80L65 79H63V80H65V85H67L66 84V82H68V81H70ZM99 79V78H98ZM126 79V78H125ZM137 79V78H136ZM153 79V80H152ZM167 79V80H166ZM178 79H180V78H178ZM54 80V79H53ZM68 80V81H67ZM84 80V81H85ZM89 80V79H88ZM88 80H86V82H83L86 86H88L89 84H90V82L88 81ZM103 80V79H102ZM102 80L99 82V80H97L98 81V83H101L102 82ZM164 80V81H163ZM166 80V81H165ZM174 80V79H173ZM184 80H182V85L183 84H186V85H184V87L185 86H188L189 85V83L187 82V81H185L184 82ZM206 80H208V81H206ZM59 81V80H58ZM61 81V80H60ZM82 81V80H81ZM95 81V82H94ZM92 80V83L90 84V86H91V88H89V90L88 91H90L89 93L90 94H88V95H90L91 96V91H93V86H96V84H98L97 82H96V79L95 80ZM194 81V82H195ZM47 82V81H46ZM61 82V83H62ZM71 82V81H70ZM135 82V81H134ZM145 82H147V83H145ZM50 83V82H49ZM61 83H60V85H61ZM89 83V84H88ZM109 83V82H108ZM131 83V82H130ZM165 83L167 84L168 83V85H165ZM177 83V84H176ZM188 83V84H187ZM196 83H193V84H196ZM79 84V85H78ZM105 84V83H104ZM179 84H181V83H179ZM192 84V83H191ZM47 85V84H46ZM83 85V84H82ZM171 87H170V86ZM174 85V86H175ZM62 86V85H61ZM126 86L127 87H129V83H128V81H127V83H126ZM157 86V87H156ZM166 86V87H165ZM168 86V87H167ZM195 86V85H194ZM197 86V85H196ZM119 87V86H118ZM146 87V86H145ZM165 87V88H164ZM46 88V87H45ZM67 88V87H66ZM66 88H64V86H63V89H66ZM68 88H72L71 86H69ZM95 88V87H94ZM117 88V87H116ZM144 88V87H143ZM173 88V89H172ZM181 88H183V86H181ZM73 89H71V91H74ZM77 89V88H76ZM86 89H87V87H86ZM95 89H97V88H95ZM112 89V88H111ZM137 89V88H136ZM142 89V88H141ZM49 90V89H48ZM52 90V91H51ZM98 90V89H97ZM61 91H62V93H61ZM71 91H68V93L69 92H71ZM99 92H100V90H98ZM161 91V90H160ZM184 91V90H183ZM77 92H79V91H77ZM77 92H75L74 91V93H77ZM82 92V91H81ZM84 92V97H85V94H86V92L85 91H83ZM162 92V91H161ZM182 92V91H181ZM48 93V92H47ZM154 93V94H155ZM164 93V92H163ZM86 94V96L88 97V95ZM142 94V95H141ZM57 95H58V97L59 98H57ZM66 95V94H65ZM71 95H73V94H71ZM93 95V94H92ZM102 95V94H101ZM105 95V94H104ZM177 95V94H176ZM176 95H172L173 96V100L176 98ZM199 95H201V96H203V99H202V102H201V105H198V100H196L195 102L196 103H194V100H195V96H198V98L200 97ZM61 96H63V95H61ZM76 96V95H75ZM83 96H82V94H81V97L83 98ZM94 96V95H93ZM93 96L92 97H90V99L92 98V99H95V98H93ZM106 96V95H105ZM120 96V95H119ZM122 96H123V94H122ZM130 96V95H129ZM155 96H157V95H155ZM175 96V97H174ZM186 96V95H185ZM188 96V95H187ZM53 97V99H51ZM67 97V96H66ZM69 97V96H68ZM73 97V96H72ZM80 97V96H79ZM79 97H73V98H75V100H76V103L74 102V104H78V105H76V107L78 106V108H81V106H82V103L84 102V101H82V103H81V101L80 100H84V99H80L79 100ZM80 97V98H81ZM124 97V96H123ZM122 97V98H123ZM145 97V98H147V99H143V98ZM50 98V99H49ZM65 98V97H64ZM70 98V97H69ZM73 98H71V100H74ZM163 98V97H162ZM188 98V97H187ZM106 99V98H105ZM120 99V98H119ZM128 99V98H127ZM180 99H182L181 97H180ZM182 99V100H183ZM74 100V101H75ZM77 100H79V102L77 103ZM85 100H87V98L85 97ZM116 100H118V98L116 99ZM124 100V99H123ZM164 100V101H163ZM191 100V101H190ZM206 100H209V102H207ZM66 101H67V103L69 102L70 104H67L66 103ZM94 101V100H93ZM95 101H96V103H95ZM94 101V103L95 104H98V101H97V99ZM124 101H126V100H124ZM168 101H169V103H168ZM88 102V101H87ZM91 102V101H90ZM89 102V103H90ZM183 102H185V101H183ZM207 102V103H206ZM81 103V104H80ZM88 103V104H89ZM94 103H92V104H94ZM124 103H127V102H124ZM167 103L169 104V105H167ZM171 103V104H170ZM186 103V102H185ZM206 103V104H205ZM73 104V105H74ZM86 104V103H85ZM91 104V103H90ZM91 104V105H92ZM112 104V103H111ZM199 104H200V102H199ZM203 104V105H202ZM64 105H63V107H64ZM71 105V106H70ZM83 105H84V103H83ZM109 105H110V103H109ZM168 106H169V108H168ZM68 107V108H67ZM74 108H75V105L73 106ZM217 108L218 109H220V111L222 112H220L221 114H214V112L213 111H215V113H216V111H218L217 110ZM169 109H171V111L169 110ZM75 110H77L76 108H75ZM208 110V111H207ZM66 111V110H65ZM78 111V110H77ZM93 111H101V112H104V114H102V113H100V114H97V113H92ZM203 111H207L208 113H209V115L208 116H206V113L204 114V113H201V112H203ZM211 112V114H210V112ZM73 112H76V111H74V109H73ZM85 113H87V112H85ZM204 115V116H202V115ZM214 114V115H213ZM99 139H101V141H102V139L104 140V142H102L103 144L102 145H100L99 143H98V141H99ZM177 139L178 140H185V142H187L188 144H189V146H190V150H191V152H190V155L188 156V157H185V158H182V157H178V155H175V154H172L171 153V151H169V150H172V145H173V141H174V143H175V141H177ZM118 143H121L122 144V147H119L118 146ZM182 145V144H181ZM180 145V146H181ZM160 146V150H158V147ZM184 146H185V144H184ZM184 146H181V148H179L180 150L182 149V147H184ZM186 148V147H185ZM189 148V147H188ZM176 149V148H175ZM184 149V148H183ZM204 150V151H203ZM254 151V152H251V151ZM174 151V150H173ZM199 151H202V153L203 154H199V153H201V152H199ZM187 152L189 153V151L187 150ZM199 152V153H198ZM174 153V152H173ZM188 155V154H187ZM207 159H210L211 161H208ZM87 160H96V161H102V162H111L112 161V164L114 165V166H120V167H111V166H109V168H107L106 167V165H105V168H104V165H103V163H102V165H103V169H99V171H104V172H108L109 174L108 175H106L107 173H104V178H101L102 179V181H105L106 182V185L109 187V188H106L107 189V193H110V194H112V195H110V194H105V190H104V188H101V187H103L102 185H101V187H100V185H99V183L97 182V181H95L94 180V178H91L90 176H89V174L87 175V172H89V171H95V169H89V168H85V167H77V166H79V165H85V163L86 162H84V161H87ZM113 161H116V162H114L113 163ZM123 161H127L126 163L124 162V163H122ZM129 161H130V163H129ZM80 162V163H79ZM81 162H84L83 164H81ZM91 162V161H90ZM89 162V163H90ZM131 162H133V163H131ZM208 162H211V163H208ZM259 162H258V164H259ZM88 163V162H87ZM193 163V162H192ZM236 163V164H235ZM125 164H130L131 165V167H133V168H128L129 166L127 165V168L126 167H123ZM197 164V163H196ZM197 164V165H198ZM245 164H247V163H245ZM89 165V164H88ZM108 165H110V163H107V166ZM230 165V166H229ZM255 165H257V164H255L254 163V166ZM45 166V167H44ZM49 166H52V167H49ZM61 166V167H60ZM63 166V167H62ZM64 166H67V167H64ZM73 166V167H72ZM76 166V167H75ZM87 166V165H86ZM90 166V165H89ZM136 166V167H135ZM185 166V165H184ZM207 166V165H206ZM111 167V168H110ZM226 167H224V168H226ZM247 167V166H246ZM256 167V166H255ZM260 167V168H259ZM264 166H262V165H260V166H257V168L258 169H261V168H263ZM219 168V170H220V167H218ZM221 168H223V167H221ZM230 168V169H229ZM256 168V169H257ZM234 169H235V167H234ZM237 169H239V166L237 167ZM236 169V170H237ZM242 169V168H241ZM249 169V170H248ZM248 169H244L243 171L245 172V173H247L248 171H251L250 170V167L248 168ZM180 170H182V169H180ZM185 170V169H184ZM190 170H191V167H190ZM209 170H210V168H209ZM212 170V169H211ZM218 169H217V171H215V172H217V174H218V171H219ZM225 170V169H224ZM235 170V171H236ZM222 171H223V169H222ZM228 171V172H229ZM234 171V170H233ZM239 171V170H238ZM79 172H81L80 174H79ZM84 172V173H83ZM211 172H213V170L211 171ZM220 172V171H219ZM225 172V171H224ZM240 172L241 171H239V174H240ZM74 173H75V175H74ZM86 173V174H85ZM98 173V172H97ZM97 173H95L94 175H96ZM101 173V172H100ZM205 173H206V171H205ZM232 173H234L235 174V172H232ZM231 173V174H232ZM244 173V174H245ZM252 173V172H251ZM250 173V174H251ZM257 173H259V175L257 174V176H258V178H260V179H258L257 178V176H255L258 180H260V184H262V185H264V171H262V172H257ZM260 173H263V174H260ZM60 174H63V176L61 177V176H59ZM65 174H70V175H67V176H69V177H64V175ZM78 174H79V178H78ZM130 174V173H129ZM136 174V175H137ZM200 174V173H199ZM199 174L197 175L198 177H199ZM225 174V173H224ZM227 174V173H226ZM238 174V173H237ZM243 174V175H244ZM77 175V176H76ZM81 175H83V176H81ZM93 175V176H94ZM98 175V174H97ZM103 175V174H102ZM101 175V176H102ZM205 175V174H204ZM204 175H203V173H202V175H200V177L201 176H203L204 177ZM222 175V174H221ZM241 175V177H242V174H240ZM246 175H249V173L248 174H246ZM246 175H244V177L243 178H241V180L242 179H244V181L242 180V182H243V184L245 185L247 182H246V178L247 177H249V178H251V176H246ZM72 176H74V177H72ZM100 176V177H101ZM209 177H210V174L208 175ZM208 176H206L207 178H208ZM212 176V175H211ZM233 177L231 178V181H229V184H231V182H232V184H231V186H233V184H234V182L232 181V180H234L235 178H236V174L235 175H232ZM235 176V177H234ZM100 177H97V178H100ZM103 177V176H102ZM195 177V176H194ZM222 177L225 179L226 178V176H223L222 175ZM231 177V176H230ZM48 178V179H47ZM192 178V177H191ZM197 178V177H196ZM218 178V177H217ZM216 178V179H217ZM239 178V177H238ZM86 179H87V181L90 179V182L92 181L93 182V184L91 183V185L94 187V186H96V185H99V186H97V187H94V188H91L92 186L90 185L89 186V184H88V182H87V184H84L85 183V181H86ZM96 179V178H95ZM188 179V180H187ZM200 179V178H199ZM222 179V178H221ZM220 179V180H221ZM230 179V178H229ZM251 179H253V176H252V178ZM250 179V182H252V181H254V180H251ZM48 181V182H46V181ZM99 180V179H98ZM207 180V179H206ZM218 180V179H217ZM237 180V179H236ZM76 181H78V183H76ZM133 181V180H132ZM137 181V180H136ZM224 181H226V180H224ZM248 181V180H247ZM134 182V181H133ZM132 182V183H133ZM192 182V180L190 181V183ZM203 182V184H206V182L205 181H202ZM205 182V183H204ZM217 182V181H216ZM220 182H222V181H220ZM227 182V181H226ZM238 182H239V180H238ZM241 182V183H242ZM246 182V183H245ZM254 182H257V181H254ZM254 182H253V185H254ZM94 183H96L95 185H94ZM132 183H131V185H132ZM140 183V182H139ZM198 183H200V182H198ZM215 183V182H214ZM218 183H219V181H218ZM217 183V184H218ZM223 183V182H222ZM240 183V182H239ZM241 183H240V185H241ZM258 183V182H257ZM143 184V185H144ZM210 185H211V183H209ZM216 183L214 184V186L215 185H217ZM238 184V183H237ZM248 184V183H247ZM85 185L87 186L88 185V187L86 188L85 187ZM142 185V184H141ZM140 185V186H141ZM142 185V186H143ZM244 185H243V188H245L246 189V187H244ZM250 185H252V184H250ZM250 185L248 184V186H249V188H251V189H253V188H255V190L253 189L252 191L253 192H255L256 191V187L254 186L253 188L252 187H250ZM139 186V187H140ZM152 186V187H151ZM162 186V185H161ZM222 186H223V184H222ZM260 186V185H259ZM83 187H85V188H83ZM106 187V186H105ZM122 187H124V190H121V188ZM129 187V186H128ZM137 187V186H136ZM156 187V186H155ZM199 187V186H198ZM207 188L209 187V186H206ZM205 187V188H206ZM224 187H226L225 186V184H224ZM229 187V185L227 186V188ZM95 188H96V190H95ZM142 188V187H141ZM144 188H146V187H144ZM149 188V189H150ZM236 188V187H235ZM248 188V187H247ZM102 192H100L99 190ZM129 189H131L130 187H129ZM148 189V188H147ZM149 189L147 190L148 192H149ZM160 189V188H159ZM218 189V188H217ZM230 189V188H229ZM264 189V187L263 188H261L260 187V190H262V192L264 191L263 190ZM102 190H104V191H102ZM208 190V189H207ZM210 190V189H209ZM216 190V189H215ZM244 190V189H243ZM97 191H99L100 192V194H98L97 193ZM159 191H161V190H159ZM194 191H196V190H194ZM214 190H212V192H213ZM229 191V190H228ZM233 191V190H232ZM235 191V190H234ZM233 191V192H234ZM241 191V190H240ZM245 191H247V190H245ZM128 192H129V190H128ZM138 192V191H137ZM145 192V191H144ZM151 192H152V190H151ZM150 192V193H151ZM236 192H237V189H236ZM248 192H249V190H248ZM256 192H259V191H256ZM262 192H259L258 194H262ZM77 193H79V194H77ZM104 193V194H103ZM132 193V192H131ZM146 193V192H145ZM211 193V192H210ZM210 193H209V191H208V193H207V195L208 196H210ZM215 193H217V190H216V192H214V194ZM231 193V192H230ZM240 193V192H239ZM237 194V195H239V196H241L240 194ZM241 193H243L242 191H241ZM246 193V192H245ZM245 193H243V194H245ZM77 194V195H76ZM97 194L98 195H100L99 197L97 196ZM126 194V193H125ZM152 194V193H151ZM199 194H195L196 195V198H197V196H198V199H199ZM200 194V195H201ZM204 194L202 195V196H204ZM213 194V195H214ZM229 194V193H228ZM228 194H227V196H228ZM234 194V193H233ZM247 194V193H246ZM249 194H250V192H249ZM80 195H82V196H80ZM104 195V198L102 197ZM236 195V194H235ZM253 195V194H252ZM256 197H257V195L256 194H254ZM73 196H74V198H73ZM77 196H78V198L79 197H82V200L84 199V200H86L85 202H84V200L83 201H80V202H82L81 204H83L84 203V206L85 207H83V205H81L80 203L78 204V200L80 199H78L77 201H76V203H75V201H73L74 199H77ZM137 196V195H136ZM156 196V195H155ZM226 196V195H225ZM224 196V197H225ZM248 195H245V197H243V196H241L242 197V199L244 200V198H246ZM72 197V198H71ZM86 197V198H85ZM129 197V196H128ZM133 197V196H132ZM131 197V198H132ZM157 198L159 197V195L158 196H156ZM211 197V196H210ZM248 197H250V196H248ZM260 198H262V199H260L261 201H258L257 203L260 205V203H262V201L264 202V193H263V196L261 195V196H259ZM70 198H71V201H73V202H71V204L69 203H67L68 201H70ZM88 198H90L89 200H88ZM98 198L99 199H101V198H103V199H101V200H98ZM130 198V197H129ZM128 198V199H129ZM139 198V197H138ZM144 198V197H143ZM142 198V199H143ZM146 198H147V196H146ZM195 198V197H194ZM205 198V199H206ZM223 198V197H222ZM251 198V197H250ZM97 199V200H96ZM106 200V201H108L109 203H112V201L110 202V200ZM119 199V198H118ZM117 199V200H118ZM137 199V198H136ZM159 199H161V198H159ZM246 199H248V198H246ZM245 199V200H246ZM252 199V198H251ZM257 199V198H256ZM120 200V202L122 201L121 199H119ZM118 200V201H119ZM130 200H132V199H130ZM129 200V201H130ZM147 200H149V199H147ZM152 200V199H151ZM197 200V199H196ZM195 200V201H196ZM201 200V199H200ZM235 200H238V198L237 199H235ZM89 201V202H88ZM104 201V200H103ZM102 201V202H103ZM105 201V202H106ZM129 201L128 202H126L125 203V205L126 204H128L129 203ZM139 201V200H138ZM239 201H241L242 202V204H241V206H239L238 204H235V202H234V199H233V201H231V202H233L235 205H229V207L230 206H237V209L235 208V212H236V214L238 213V211H240L241 213H238L239 214V216L240 215H245V216H243V218H246L247 216H246V214L248 215L249 214V217L251 216L252 218H249V219H251V220H254V218L256 217L255 215H257L256 213H255V211L254 210H251L250 211V207L253 205V204H255V202H256V200H254V199H252V202L251 203H253L252 205H250L251 203H249V202H246V201H242V200H239ZM239 201H236V202H239ZM251 201V200H250ZM101 202V203H102ZM105 202H103V204L105 203ZM132 202V201H131ZM130 202V203H131ZM141 202V201H140ZM143 202V201H142ZM162 202V201H161ZM202 202V201H201ZM260 202V203H259ZM145 203V202H144ZM230 203V202H229ZM73 204V205H72ZM95 204V203H94ZM94 204H89V206L90 205H94ZM100 204V203H99ZM103 204H100V205H98L99 207H102V205ZM107 202L103 205L104 207H106L108 210H109V212H112V214H114L115 212H113V211H116V210H119L118 211V213L117 214H120V212H121V210L123 209V208H121V207H124V203H121V204H110V206H109V204H108V206H107ZM132 204V203H131ZM141 204H143V203H141ZM148 204V203H147ZM220 204V203H219ZM118 207H117V206ZM120 205V206H119ZM133 206H134V204H132ZM132 205H131V208H132ZM257 205V204H256ZM258 205V206H259ZM262 206H263V204H261ZM260 205V206H261ZM87 207V208H90V207ZM94 206H96V208L95 209H97V204L96 205H94ZM113 206H115L114 208H113ZM135 206H137V205H135ZM255 206V205H254ZM257 206V207H258ZM81 207H83V208H81ZM98 207V208H99ZM109 207H110V209L112 208V209H114V210H110L109 209ZM120 207V208H119ZM116 208H119V209H116ZM125 208V207H124ZM154 208V209H153ZM156 208V209H155ZM252 209H254L253 208V206L251 207ZM258 208H260V207H258ZM257 208V209H258ZM262 208H264V206L263 207H261L260 209H258V210H260L261 211V209ZM80 209H84V210H80ZM92 209H93V207H92ZM105 209V208H104ZM107 209H106V211L104 210V212L106 213L107 212ZM116 209V210H115ZM121 209V210H120ZM126 209V208H125ZM124 209V211H122L121 213H126V210ZM133 209H131L132 210V212H133ZM151 209V210H150ZM89 210V209H88ZM102 210H103V208H102ZM137 210L136 211H134V213H132L131 212V215H133V214H136L137 213ZM152 210H153V212H152ZM237 210V211H236ZM247 210V211H246ZM91 211V210H90ZM199 211V212H198ZM224 211H225V209H223L222 210V213L224 214ZM233 211H234V208H233ZM232 211V214L229 212V215H231V216H233L234 215V217L235 216H237L236 214H235V212H233ZM245 211V213H243L242 214V212H244ZM254 212L255 214H254V218H253V216H252V213H248V212ZM262 211H263V209H262ZM86 212L87 214H89V216H90V214H91V216L90 217H92L91 219H90V217L87 215V214H84V213ZM95 212V213H94ZM96 212H98L99 214H98V216H96L97 215V213ZM108 212V213H109ZM117 212V211H116ZM141 212H140V215H141ZM151 212V213H150ZM209 213V214H206V213ZM226 212V214H227V211H225ZM264 212V211H263ZM73 213H82L84 216L85 215H87L88 217V219H85V218H82V216H81V218L83 219H78L77 218V215H75V214H73ZM96 214L95 216L96 217H98V219L97 218H95L94 219V217L95 216H93L94 214ZM108 213H106V214H108ZM144 213V214H145ZM197 213H202V216H204V215H209L208 216V218H207V216L205 217V221H204V219L202 220V219H200L201 217L197 214ZM234 213V214H233ZM93 214V215H92ZM104 214V213H103ZM112 214H108V215H106V216H108V218L109 219H111L110 217H112V218H114V217H116L117 218V216H116V214H114V215H112ZM196 214H197V216H199L198 217V219H196L194 216H196ZM204 214V215H203ZM222 214V216H224ZM225 214V215H226ZM251 214V215H250ZM258 214L260 215V213L258 212ZM73 215H74V217L76 216V218H77V220H76V218L74 219V220H76L75 221V223L74 222H72V221H74V220H71V222L72 223H74L75 225H77L78 224V222H79V220H82V221H80L79 222V226H80V223H81V226H84L83 228L81 227V228H78L77 227V232H76V226H72V227H74V228H71L72 229V232H70L71 230H69L68 228H67V224L69 223V217L71 216V217H73ZM121 215V214H120ZM130 215V214H129ZM139 215V214H138ZM229 215L227 214V216H228V219H226V220H229ZM119 216V215H118ZM156 216H157V218H156ZM221 216V214H220V217L219 218H221L222 217ZM86 217V216H85ZM142 217V216H141ZM146 217H147V215H146ZM146 217H144V218H146ZM193 217V219H196V221H197V223L196 224H198V222L200 221V220H202L201 221V223H204V225L202 226V225H200V227H201V229L199 230V232H197L196 231V229L195 230H193L194 228H192V226L193 225H191L192 223H191V218ZM225 217V216H224ZM233 217V218H234ZM241 218H242V216H240ZM260 217V220L263 218L261 215L259 216ZM259 217L257 216V218H255V220H259ZM108 218H107V220H108ZM116 218H115V220H116ZM130 218V217H129ZM139 217H137L136 218V220L138 219ZM150 218H152L154 221H156L155 219H154V216L152 215V216H150ZM223 218V217H222ZM237 218H238V216H237ZM242 218V219H243ZM70 219H72V218H70ZM88 221L87 223L89 224V225H87V223H85L86 221ZM95 220V221H93V220ZM104 219V218H103ZM106 219V218H105ZM119 219H120V217H119ZM130 219H132V218H130ZM134 219V218H133ZM133 219H132V221H133ZM143 219V218H142ZM148 219V218H147ZM192 219V220H193ZM209 221H208V220ZM213 219V218H212ZM224 219V218H223ZM231 219H232V217H231ZM249 219H247V221L249 220ZM100 220V221H99ZM120 220H123V219H120ZM139 220H140V218H139ZM138 220V221H139ZM151 220V219H150ZM221 219H219V221H220ZM237 220V219H236ZM263 220V219H262ZM261 220V221H262ZM68 221V222H67ZM78 221V222H77ZM91 221V222H90ZM102 221H103V223L105 224V225H102L103 223H102ZM110 221V220H109ZM118 221V220H117ZM124 221V220H123ZM135 221V220H134ZM141 221V220H140ZM159 220H157L156 222H158ZM241 221V220H240ZM246 221V222H247ZM264 221V220H263ZM90 222V223H89ZM112 222H113V219H112ZM110 223V224H112L113 225V223ZM120 222H122V221H120ZM120 222H117V224H119ZM129 222H130V220H129ZM144 223L145 222H147V221H143ZM236 222V221H235ZM245 221H244V219H243V221L242 222H240L241 224H239V225H241L242 227L244 226V224H246V223H244ZM252 223L254 222V221H251ZM72 223L70 224V225H72ZM77 223V224H76ZM82 223H85V224H82ZM100 223H102V224H100ZM115 223H116V221H115ZM114 223V224H115ZM123 223V222H122ZM125 223H126V221H124V223H123V225H125ZM148 223V222H147ZM249 223V222H248ZM258 223H260V222H258ZM263 223V222H262ZM100 224V225H99ZM148 224H151V223H148ZM221 226H222V224H221V221H220V223H219ZM237 224H238V222H237ZM243 224V225H242ZM77 225V226H78ZM86 225V226H85ZM92 225V224H91ZM108 225V226H107ZM127 225V224H126ZM134 225H136V224H134ZM247 225V224H246ZM245 225V226H246ZM255 225V224H254ZM257 225V224H256ZM260 225H262L263 226V224H259L258 226L260 227ZM94 227H95V225H93ZM93 226H90V227H92L91 229H93L94 227ZM96 226V227H97ZM105 226V227H104ZM145 226V225H144ZM149 226V225H148ZM151 226V225H150ZM149 226V227H150ZM163 226V225H162ZM191 226V229L190 228H188V227H190ZM258 226H257V228H258ZM261 226V227H262ZM71 227V226H70ZM86 227V228H85ZM95 227V228H96ZM102 227H103V229H105L106 228V230H102ZM108 227V228H107ZM113 227V226H112ZM122 227H124V226H121V228ZM128 227H130V225L128 226L127 225V228ZM85 228V233H83V229ZM100 228H101V230H100ZM111 229L112 231L110 232V230H108V229ZM114 228V227H113ZM127 228H125V230H127ZM152 228H153V226H152ZM238 228H240L239 226H238ZM257 228H254V231L257 229ZM82 229V230H81ZM88 229V228H87ZM90 229V228H89ZM123 229V228H122ZM144 229V228H143ZM145 229H147V228H145ZM145 229L143 230V232L145 231ZM170 229H173V232L172 233H170L169 232V230ZM78 230H80L79 232H81V234H83V236H79V233H78ZM135 230V229H134ZM140 230H141V228H140ZM140 230H136L137 232H141ZM152 230V229H151ZM154 230V229H153ZM231 230H233L234 231V229L233 228H231ZM250 230V229H249ZM252 231H251V234H252V236H253V234L255 235V233H256V231L254 232L253 231V229H251ZM263 229H261V228H259V231L261 232ZM75 231V232H74ZM106 231H109L110 233H106ZM122 231V230H121ZM129 231H131V228H130V230ZM159 231L161 232V229L160 230H157L156 232H158L159 233ZM120 232V231H119ZM124 232V231H123ZM122 232V233H123ZM146 232V231H145ZM144 232V233H145ZM71 233V234H70ZM73 233V234H72ZM115 233H116V231H115ZM125 233H127V232H125ZM125 233H123L121 236H123L124 237V239H122V237L120 236L119 238H121V241H123L124 243L123 244H127L126 242H127V240H125V236H124V234ZM133 233H134V231H133ZM155 233V232H154ZM241 233V232H240ZM239 233V234H240ZM250 233V232H249ZM248 233V234H249ZM76 234H78V237L79 238H76L77 237V235ZM90 233H89V235H88V233H87V235L89 236V237H92V236H94V235H91ZM100 234H103V235H100ZM110 234L112 235V236H110ZM118 234V233H117ZM129 234V233H128ZM131 234V233H130ZM136 234V233H135ZM134 234V235H135ZM221 234H223V236L222 237H220L221 238V241H222V243H220L221 245H220V247L221 248H219V247H217V249L219 248L221 251H219V250H217L216 249V244H215V242L213 241L214 239H213V237L214 236H216V238H218L219 236H221ZM248 234H247V236H248ZM262 234V233H261ZM74 235V236H73ZM120 235V234H119ZM118 235V236H119ZM125 235H127V234H125ZM164 235V234H163ZM219 235V236H218ZM137 236H139V235H137ZM144 236H146V235H144ZM149 236V235H148ZM155 236V235H154ZM251 236V235H250ZM249 236V237H250ZM256 237H257V235H255ZM71 237V238H70ZM88 237V238H89ZM95 237V236H94ZM94 237L92 238L93 239V241H94ZM99 237H96L95 239H97L98 238V241L100 240L99 239ZM113 237V238H112ZM171 237H173V238H171ZM240 237V238H239ZM243 237H242V239H243ZM254 237V236H253ZM263 237V236H262ZM76 238V239H75ZM107 238V239H108ZM117 236H116V239H119ZM143 238H145V237H143ZM172 239V241L171 240H169V239ZM245 238V237H244ZM92 239H90V241L92 240ZM106 239V240H107ZM110 239H108V242L107 241H105V243L104 244H102L101 243V240H100V243L97 241V240H95V243H94V245H96V243H97V248H98V246H99V244H101L102 245V247L104 248L105 247V249H107V251H108V249H111V251H113L114 252V254H115V252H116V249L117 250H120V249H118V248H120V246L118 245V247L117 248H115V249H113V247H116V246H113L112 248H109V247H106V244H109L110 242H109V240ZM219 239V238H218ZM217 239V240H218ZM246 239V238H245ZM247 239H250V238H248L247 237ZM260 239V238H259ZM73 240V241H72ZM103 240H104V238L102 239V242H103ZM113 240H115V239H113ZM132 240V239H131ZM140 240H142V239H140ZM154 240V239H153ZM75 241V242H74ZM78 241V242H77ZM120 241V242H121ZM126 241V242H125ZM133 241V240H132ZM144 241H145V239H144ZM229 241V240H228ZM244 243H246L244 240H242ZM82 242V243H81ZM107 242V243H106ZM116 242V240L114 241V243ZM137 242H140L139 240H138V238H137ZM143 242V241H142ZM155 242V241H154ZM165 242V241H164ZM219 242V241H218ZM264 241H262L261 243H263ZM76 243H78L77 245H76ZM81 243V244H80ZM122 243V242H121ZM135 243H136V241H135ZM134 243V244H135ZM144 243V242H143ZM143 243L141 244V246H140V244L138 243L137 245H135L136 247L138 246L139 248H138V250H140L141 249V247H142V245H143ZM156 243V242H155ZM236 243V244H237ZM260 243V244H261ZM90 244V243H89ZM122 244V245H123ZM134 244H133V246H134ZM167 244H169V243H167ZM248 244H250V243H248ZM253 243H251L250 244V246L252 245ZM260 244H258L259 245V247H260ZM78 245H79V247H81V248H78ZM100 245V246H101ZM116 245H117V242H116ZM165 245V244H164ZM239 245H242V243H239ZM246 245V244H245ZM89 246L91 247L90 248V250H91V253L90 252H88L89 251ZM153 246V245H152ZM154 246H155V244H154ZM247 246V245H246ZM249 246V245H248ZM264 245H262V247H263ZM121 247H124V246H121ZM131 247H132V245H131ZM156 247V246H155ZM237 247V246H236ZM257 247V246H256ZM261 247V248H262ZM100 248V247H99ZM146 247H142V249H145ZM158 248H159V246H158ZM165 248V247H164ZM247 249V251H249V249H248V247H246ZM258 248V247H257ZM264 248V247H263ZM122 249V248H121ZM126 249V248H125ZM131 250H132V248H130ZM129 249V250H130ZM141 249V250H142ZM259 249V248H258ZM128 250V251H129ZM137 250V248H136V251H138ZM140 250V251H141ZM236 250V249H235ZM256 250V249H255ZM101 251V250H100ZM99 251V252H100ZM121 251V250H120ZM120 251H119V253H120ZM123 251V250H122ZM147 251H148V249H147ZM146 251V252H147ZM124 252V251H123ZM129 252H131L132 253V251H129ZM128 252V253H129ZM139 252V251H138ZM142 252H143V250H142ZM145 252V251H144ZM144 252H143V254H144ZM112 253V252H111ZM116 253H118V252H116ZM122 253V252H121ZM123 254V253H122ZM130 254V253H129ZM142 254V253H141ZM100 255V254H99ZM133 256H134V254H132ZM253 255V257H255ZM112 256V255H111ZM124 256V255H123ZM130 257L131 259H133V262L135 261V262H137V263H135V264H138L139 263V261H140V259H139V257H138V260L136 259V257L134 256V257ZM155 256V255H154ZM157 256V255H156ZM108 257V255L107 256H104V258L106 259ZM116 257V256H115ZM167 257V256H166ZM169 257V256H168ZM174 256H172L171 258H172V260H174V258H173ZM175 257H177V256H175ZM111 258H113V256L111 257ZM119 258V257H118ZM141 258V257H140ZM149 258V257H148ZM105 259H104V261H105ZM108 260H106L107 262L108 261H110L111 262V264H115L116 262H113V260L112 259H110V257L109 258H107ZM114 259V258H113ZM126 259V258H125ZM129 258H128V256H127V260H128ZM142 259V258H141ZM149 259H151V261L153 260H159L160 258H159V256H158V258L156 259H154L153 257H151V258H149ZM221 259H220V261H221ZM244 259V258H243ZM93 260V261H92ZM121 260V259H120ZM130 260V259H129ZM161 260V259H160ZM159 260V261H160ZM168 260H169V258H168ZM215 260H217V259H215ZM247 260H249V259H247ZM74 261H76V260H74ZM105 261V262H106ZM121 261H123V262H119V264H124L125 262V264H127V262L128 261H125L124 262V260H121ZM142 261H144L143 259H142ZM148 261V260H147ZM151 261H149V262H147V264H152V263H150ZM171 261V260H170ZM179 261V260H178ZM209 261V262H208ZM214 261V260H213ZM227 261V260H226ZM225 261V262H226ZM45 262V263H44ZM48 262V263H47ZM90 262V263H89ZM103 262V261H102ZM131 262V261H130ZM156 262H158V261H156ZM156 262H154L155 264H156ZM162 262V261H161ZM171 262H173V261H171ZM183 262V261H182ZM208 262V263H207ZM254 262V261H253ZM76 263V262H75ZM94 263V262H93ZM129 263V262H128ZM133 263V264H134ZM145 262H142V263H139V264H144ZM220 263V262H219ZM223 263V262H222ZM73 264V263H72ZM77 264H80V263H78V261H77ZM94 264H97L96 262L94 263ZM108 264H110V263H108ZM130 264V263H129ZM131 264H132V262H131ZM158 264V263H157ZM159 264H160V262H159ZM163 264H165V262H163ZM173 264V263H172ZM185 264H187V261L185 262ZM194 264H195V262H194ZM223 264H225V263H223ZM261 264V263H260ZM263 264H264V262H263Z\"/></svg>",
  "mask_w": 264,
  "mask_h": 264
},
{
  "label": "rangeland",
  "instance_id": "obj_2",
  "mask_svg": "<svg viewBox=\"0 0 264 264\" xmlns=\"http://www.w3.org/2000/svg\"><path fill=\"white\" fill-rule=\"evenodd\" d=\"M19 1H21V0H18V1H16V0L13 1V0H11V1H9V2H11V3H12V2H17V3H18ZM24 1L26 2L27 0H24ZM46 1H47V0H46ZM46 1H43L44 5H45V6H44V10H46L45 8H48V9L46 10L45 14H44V24L48 23V25L46 24V26L44 25V27H43V25L41 26V27H43V30H44V28L46 27V28H45V31L42 32V33H43L42 35H43V39L45 40L44 42H45V43L47 42V43H46L47 45H48V43H51V44H49V45H50L53 49H56V50H53L50 46L47 47V45L44 44V42H43V44H44V51L48 53V54H47V53L44 52V55L46 56V57H44V62H46V63H44V66L48 67V71H47L46 67H44V72L46 71V72L44 73L45 87H46V88L44 87V98H47L48 95H49V96H51V95H55V96H54V99L56 98V94H53V92H49L52 86H53L54 88H55V87H56V88H57V87H58V88L60 87V88H62V91L67 90V93H66V91H65V94H66V95L63 94L62 91H61V93H62L61 95H63V96L60 95V97H63V98L56 99V101H54V102H57V101L59 100V102H61V104H62V108H61L60 110H56V111H54V112H59V113H61V114H64L65 112L68 114V113H69V110H70L68 107H67L68 110L65 109V106H66V105H64V102H65L64 99H65V100L68 99V101H69V100H70V101H73V103L71 104L72 106L70 105L71 108H72V109H71V111H72L71 113H74V114H76V115H82L83 113H84V114H88V112H90V109H87V108H86V111H85V107H88V105H89V107L91 106L92 108L97 107V106H98V107H99V106H106V107L108 106V107H112V108H113V107H117V108H119V110H117V111H113V110L110 111L111 114H123L122 112H124V114H125V111H126V113H129V111L127 110L128 106H129V101H128V100L131 98L132 95H133L132 98H134V96H135L139 91H142V90H143V91L145 92L144 95L147 94V98H148V97H149L148 94H151V92H154V91H156L157 89H159V90H157V91H158L157 94L154 92L155 94L152 93V94L150 95V97H157V98H159V99H164L165 96H166L165 94H168V95L166 96L165 99H166V100H169V99H168V98H169L168 96H169V93H170V94H171L170 97L172 98V100H170V101L172 102V104L170 103L171 105H173L175 102H177V101L179 100L178 103L175 104V108H174V105L171 106V108H174V110H176V107L179 106V104H180L181 102H182L181 105H184V104L189 103V100L186 101L187 99H189V98H191V97L193 98V96L190 97L189 94H188V93H190V89L198 88L199 86H200L201 88H203L202 84L204 85V82H202L201 85H200V84H197V83H199V82L201 83V80H199L198 78H197V80H198L197 83H196L195 80H191V81H192V82H191L192 84H191L190 82H188L189 79H191V77H190L191 74H196V73H197V72L194 73L195 71L192 72V73L190 74V76H189L190 78H187L186 80H184V78L188 77V76H186V75L188 74V71H190V70L186 71L185 68H184V69H185V71H186L187 73H186V74L184 73V74H185V75H184V74H182L183 72H181V74L184 76V78L181 79V77H179V76H180V74H179V73H180L179 70H181L184 66H186V65L188 64V61H186V62H187V63H186V62H185L186 58H184V56H183V58H184V62H183V60H182V62H180L181 64H183V67L181 66V64H176V63H174V59H170V58H173L172 56H174L176 53H175L174 55H172V56L169 55L170 52H172L171 54H173V50L171 51V49L168 48V47H172V46H169V45L167 44L168 47L166 46V48L170 51V52H169V51L166 50V49L163 50V49L161 48V46L163 47L165 44L162 45V44L160 43V44H161V45H160V49H161L162 51L159 50V47H158V51H160L159 53H160V54L165 53V54H164L165 57H163V59L166 58V56L168 55L167 57H169V59H170L171 61H173V62H170V60H169L168 58H167V60H169L170 64L172 63L171 65H174V66H175V67L173 66L174 70H171V69H173V68L171 67V65H170L167 61L164 62V63L166 64V66L163 67V68H166V67L168 66L167 63H168L169 66L171 67V69H170V67H167V68H169V69L166 68V70H163V72L165 73V76H166V72L169 73V74L167 75V76H168V77H167V78H168V81H167V82L170 83V81H171V79L169 78V76H170V77H171V75H172V77L174 76V78H172V81H174V82H172V86H173V88L176 87V85H175V81H176L177 83H178V82L181 83V84L178 83V85H177V89L179 88V89H178L179 91L182 89V90H181L182 92H181V91L179 92L180 95H183L184 92H185V90L188 88V90H186L185 94H184L183 96H180L182 99H183V98H186V100H185V99H183V100L180 99V97L178 96L179 94H178V92H177V91H178L177 89L174 90V89L172 88L173 90H170V91H169V89H168L169 87L167 86L168 88H166V90H168V91H164L163 89L160 88L161 86H159V88H158L157 86H156L157 88L152 87L153 85H154V86L156 85V84H154V83H158V84L160 83V84L162 85V83H163V82L161 81L162 78H160L159 81H158V80H153V79H152V80L154 81L152 86H149V83H148V86H147V84H144L143 81L140 83V81H141L142 79H144V81H145V79H146V81L149 80V82H150V80H151V76L149 77V76L147 75L148 73H146L145 71H144L145 73H144L143 71H142V72L140 71L141 69H142V70H145V69H146V66H147V65L144 67V65H142L143 63L146 64V62L148 61V65L151 64L152 67L155 66V64H156V68H152V67H151L152 70H150L151 68L148 66V67L150 68L148 71H150V72H151V71L153 72V70H154V71H156V70L159 71V70L162 69L161 67L164 66V64H162L161 62H160L161 67L157 65V62H159L160 60H161V61H164L163 59H161L162 57L159 59V56H160V55L158 56V60H159V61H157V59H156V55H157V53H158L157 48H156V47H157L156 45L159 46V43H157V42H152V41H156V40L149 41V40H148L149 38H147V36H148V37H151V38L153 37V38H155V39L159 37L158 35H162V36H161L162 38H163L164 36H166V37L163 38L164 41H165V39L167 40L168 37H170V38H169L170 40H169V39L167 40V42L170 43V42H171V37H172V35H174L173 37H175V38H176V35H178V36H177V38H178V37L181 36V34H182L183 32L187 33V32L191 29V31H189V32L192 33V35H193V33H194L193 36L191 35V40H188V39H187V40H186V43H185V40H184V39H186V38L183 39V38L181 37L182 41H181V40H179V41L182 42L183 44H188V45L191 43V44H190V47L188 46L190 51L193 50L192 47H193L195 44L199 45L198 47H199V49H200L201 51L203 50L202 48L204 47L205 49L207 48L206 52H209V50H210V49H209V48H210L209 46H212L211 49H212L213 51H210L211 53H213L214 51H217V49H218L217 52H218L219 55L216 56L217 54L215 53L216 55L214 54V55H215L214 58L211 57L212 54H211L210 52H209V55H211V56H205V54H204V56H203V55H201V56H202V57H205V58H207V57L209 58V57H210V59L212 58L213 61H214L215 63H219V62H217L216 60L219 59V57H220V55H221V53H219V51L221 52V51H222V50H221L222 48H219V47L221 46V44L218 45L216 42L218 41V43H219V39L223 40V39H224V36H223V35H225V33L229 31V29H230L229 34L227 33V35H225V38H226V36H227V37H228V36L230 37V35H231L230 33H231L232 31L234 32V30H236L237 28H238V29L240 28L239 30H242V32H239L238 34H235V33L232 32V33H233L232 36H234V34H235V35H239L240 33L243 34V33L245 32V28L242 29L240 26H238L237 28L235 27V28H236V29H235V28H232V27H233V26H236L237 24H240V23H237V22H241V21L244 20V19H246V20L249 21V22L252 20V18H251V20L245 18V16H248V15H245V14H244L245 16L243 15V18H244V19H243V18L241 17V14H240V9H238V8H237L238 14H236L238 17L236 18V20H234L235 22L237 21V22H236V25H235V22H234V21L232 22V25H231L229 22H228V23H229V24H228L227 21L224 20V19H223V20H222V19H218V15H217V14H219V13L221 12V10H220L219 12H217V11L221 8V5L219 6L220 8H219V7H216L217 5H219V4H218V0H214V5H215L214 7H215V8H214V9H211V10H213V11L216 13L217 16H216V15H213V17H212L213 19H212L211 24L208 22V24L211 25L210 27H209V26H206V25H204L205 27L203 26L204 19H206V18L203 19L202 16H203V17L205 16V17L208 18L209 15H210V12L213 13V11H211V10L209 9V6L207 7V5L205 4L206 1L211 2V0H206L205 2L202 1V0H188L189 3H190V5H191L192 2H194L193 4H195V5L192 6V7L190 6L191 10H190V8H189L188 6H186V7H188V8H183L184 5L181 4V3H182L181 0H180L181 3L179 2V0H177V1L179 2V4H177V5H176V4H175V5L173 4L174 2H175V3L177 2L176 0H173V3H172L173 6L170 5V3H169V2H172V0H169V2L166 0V1H165V2H166L165 4H164V2L161 1V0L154 1V4H153V1H151V0H146L145 2H144V0H142V1L140 2V4H141L140 6H139L138 4H137V6H134L133 4H131V5H132L133 8H135V7L139 8L138 11H140V9L142 8V12H143V10H144V12H145V14H146V18H144V17H141V18L138 17L139 19H137V15H138V16H139V15L141 16V15H142V12H140V13L137 14V13H136L137 8H135V9H133L134 11H131V14H132V15L135 13V14L133 15V18H131V21H130L129 18H127V15H128L129 12H130V11H129L130 8H129V9L127 8V6H129V5H128V2H126L127 4L124 3L125 1H128V0H120V1L117 0L118 3H113V1H114V2H117L116 0H113V1H112V0H100L99 2H97V7H98L100 4H101V5H100L101 7H102V5H105V1H107V3L109 2L108 4H110V2H111V4H110V5H107L108 8H107L106 5H105V7H106L107 9H109V11H108L106 8H104V9L106 10V12L103 11V12H104V13H103L102 11H100L99 15H97V13H98V8H97V7H95V9H97V10H94V9H91V10H90V7H89V9H87L88 6H87V8H84V7H83L84 9H83L82 7H80V5L82 6L83 4H84V5L88 4V3H89V2H88L89 0H88V1H87V0H82V1H83V2L81 1L82 4L80 3V0L77 1V2L80 4L79 6H78L77 2L74 1V0H71V1H73V2H71V1L69 2V0H60V3H58L59 0H56V1H55V0H54V1H53V0H52V1L50 0V1H49V0H48L49 3L47 2V4L50 5V6H47ZM63 1H64V2H63ZM93 1H94V0H93ZM96 1H98V0H95V1H94V4H93L94 6L96 5ZM139 1H140V0H139ZM159 1H161V2L159 3V5H161L162 2H163L162 4L166 5V8L164 7V8H165V12L163 11L164 13H160V12L162 11V9H164L162 6H159V5H158V7H157V5H156V7H157L159 10L156 9V7L154 8L155 4H156V3L158 4ZM182 1H183V0H182ZM184 1H185V0H184ZM188 1H187V2L185 1V2H183V3H185V5H187V4H188ZM190 1H191V2H190ZM199 1L202 2V3L204 2V8L206 7L205 9L208 11V14H207V11H205V10H204V11L206 12V14L202 13V11H203V10H202V9H203V6L201 5V3H200ZM0 2H1L0 5H2V3L5 4V3H4V0H3V2L0 0ZM5 2H8V0L5 1ZM30 2H31V0H28V2L26 3V9H24V8H25V3L23 2V0H22L21 3H24V4H21V3H20L21 8H20V6H19V4H18V6H17L18 9H17V8L15 9V7L12 8L13 4H11V3H8V4H10V5H12V6L6 4L8 8H9V7L12 8V11L15 9V10H14L15 15H13V12H11V10H9V9L7 8V9L10 11V13H11V15H9V11H8L7 9H6V10L8 11V13L5 11V7H6L5 5H3V6H5L4 9H2L3 6H0V9L3 10V11L5 12V13H3V12L0 10V17L3 19L2 21H4V18H6L7 20L5 19V21H8V22H9V23L6 22L7 24H5V21H4V22L0 21V22L3 24V25H2V24L0 23V26H1V27H0V35L3 34V33H5V32H7V34H6L7 36H6V37L2 35V38H0V45L2 46V47H0V50L3 49V48H5V50H6L7 52H9V53H6V54H5V55H6V58L3 56V59H2V58H1V54L4 52V50H3V52L0 51V52H1V53H0V59H1L0 62H2V63H0V64H3V63H5V62H10V60H11V61L13 60L12 62H14L15 59H16V61H19V60H20L19 62H21V59H23L22 61H26L27 59H28V60H31L32 55H31L30 53L27 52V50H28V43H29L28 40H30V39H28L29 37H28L26 34L24 35V33L22 34V32H19V31H16V30H15V29H16V26H17V29H18V28L20 27V25H21V24L18 25V22H15V21H18V20H19L20 16H22L21 18L26 17V15L28 16L27 18H25V19H26V24L24 23L25 20H24V21H23L22 19L19 20V23H22V25H24V26L29 27V26H31L30 24H32V26H33V25H37V24H39V19H36L35 17H33V13H34V11H33V12H30V11L32 10V9H31L32 7H31V5H30ZM84 2H86V3H84ZM90 2H91L90 4H92V1H90ZM119 2H120L121 4H119ZM178 2H177V3H178ZM17 3H16V5H17ZM50 3H51V4H52V3H53V4L55 3V5L52 4V5H53V6H52ZM61 3H62V4H61ZM64 3H65V4H64ZM137 3H138V2H137ZM143 3H144V4H143ZM168 3H169V5H168ZM28 4H29V5H28ZM98 4H99V5H98ZM113 4H114V6H113ZM116 4H117V7H116ZM199 4L201 5L200 7H202L201 10H199V9H200L199 7H196V8H199V9L194 10V9H196L195 6H196V5H199ZM14 5H15V4H14ZM16 5H15V6H16ZM67 5H68V6H67ZM71 5H72V7H74L75 10L71 8ZM93 5H89V6H93ZM119 5H121V7H122L123 9L120 8V10H119ZM145 5H147V6H145ZM148 5H149V7H148ZM152 5H154V6H152ZM181 5H182L183 7H182ZM54 6H57V8H56L57 10H56L55 8L53 9ZM64 6H66V9H68L67 11H65L66 9H65ZM109 6H110V8H109ZM143 6H144L145 8H144ZM167 6H168V7H167ZM169 6H170V7H173L172 10H171V9L168 10ZM174 6H175V8H176L175 11L173 10V9H175ZM29 7H30V9H29ZM58 7H59V9H58ZM60 7H61V8H60ZM85 7H86V6H85ZM115 7H116V8H115ZM147 7L150 8L151 10H150V11H149V9L145 10ZM152 7H153V8H152ZM159 7H162V8H159ZM178 7H179V8L181 7V8H183V9H185V10L187 11V12L185 11V12L187 13V15H185V13H182V10L180 11V9H179ZM257 7L260 8L259 6H257ZM261 7H263V6H261ZM76 8H77V9H76ZM78 8L81 9V12H80V10H79ZM91 8H92V7H91ZM111 8H113V9H112V14L110 13ZM217 8H218V10H217ZM255 8H256V7H255ZM19 9H20V10H19ZM23 9H24V10H23ZM61 9H62V11H61ZM71 9H72L73 11H75V14L73 13V16H71L72 14L70 13V10H71ZM99 9L102 10L103 8L101 9V8L99 7ZM104 9H103V10H104ZM124 9H125V11H124ZM153 9H156V10H153ZM160 9H161V10H160ZM188 9H189V11H188ZM261 9H262V11H263V8H261ZM22 10H23V11H26V12H21ZM59 10H60V11H59ZM83 10H85V11L82 12ZM88 10H90L89 13H90L91 15H90L89 13H86V12H88ZM170 10H171V11H170ZM198 10L201 11V12H199L200 16L198 15V13H196V14L198 15L199 18L201 17V18H200L201 20L203 19V23H202V24L200 23L202 29L199 28V27H200L199 21H198L197 23H194V22H193L194 19H195V22H196V20L198 19L197 15L194 14V16H195L197 19L194 18V16H191V14L193 15V13H195L196 11L198 12ZM216 10H217V11H216ZM258 10H260V9H258ZM58 11H59V12H58ZM73 11H72V12H73ZM76 11H77V13H78L77 15H76ZM96 11H97V12H96ZM116 11H117V12H116ZM147 11H148L149 13H148ZM153 11L156 12V14H155V13H154V14L157 15V17H158L159 15H160V17L157 18L155 15H153V13H152ZM167 11L171 12V14L175 13V14H174L175 17H178V15H179V13H180L181 17H179V20L182 19L184 16H185L186 18L188 17V18L193 22V25H192L190 28L187 29V27H189V25H191L192 22H191L189 19H188V21H187V19L184 17V21H185V19H186V21H185L184 23L187 24V22H189V25L187 24V26H186V31H185V27H184V25H182V27L180 26L181 23H182V20H180L181 22L179 21L180 23L178 22V23H179V26H178V25H175V26H174V24H175V22H176L174 19H176V18H172V17H174V16L171 15V18H172V19H171V18L169 17L170 15H168L169 12L166 13ZM194 11H195V12H194ZM262 11H261L260 13H263ZM101 12H102L103 14H102ZM107 12H108V14H107V16H105V14H106ZM133 12H134V13H133ZM144 12H143V13H144ZM146 12H147L148 14H152V16H151V15H148ZM150 12H151V13H150ZM183 12H184V10H183ZM188 12H189V15H188ZM190 12H191V14H190ZM16 13H17V14H16ZM24 13H26V15H23ZM69 13H70V14H69ZM81 13L85 14L86 16H84V17L80 16L79 14H81ZM125 13H126V14H125ZM157 13H158L159 15H158ZM181 13H182V14H181ZM1 14L3 15L4 18L2 17ZM6 14H8V15L11 16V17L7 16ZM49 14H50V15H49ZM54 14H55L56 16H54ZM87 14H89V17H88ZM124 14H125L126 16H125ZM161 14H163L162 16H163V18H165V19H162ZM165 14H166V16H165ZM169 14H170V13H169ZM239 14H240V15H239ZM12 15H13V16H12ZM36 15H37V14H36ZM46 15H48V17H50V18L54 16L55 19L53 20L52 18H51V19L47 18V19H48V22H47V21H45V20H47V19H46V17H47ZM52 15H53V16H52ZM78 15H79V16H78ZM94 15H97V17H96V16H95V17H96V19H98L96 23L94 22L93 19H89V18H91V16H92V18H93ZM109 15H110V16H109ZM111 15H114V16H111ZM143 15H144V14H143ZM147 15H148L149 17L151 16L150 19H153V20L157 18L158 20L156 19V21H158V23H157V22H154L153 20H150L149 23H148V21H147L148 16H147ZM180 15H179V16H180ZM17 16H19V18H18ZM65 16H67V18H66ZM76 16H77V17H76ZM104 16H105V17H104ZM134 16H135V17H134ZM144 16H145V15H144ZM164 16H165V17H164ZM190 16L193 18V20L190 18ZM239 16L242 18V20H241V18H240V20H239ZM73 17H74V18L76 17V18H75L76 21H77V20L80 21V19H81V21H80V22H79V21L76 22V21L73 19ZM78 17H80V18H78ZM86 17H87L88 19H87ZM102 17H104V18H102ZM112 17H113V20H112ZM121 17H122L123 19H121ZM154 17H155V18H154ZM167 17L169 18V20H170L171 22H170V21H169V23L164 22V21H166ZM215 17L217 18L218 21H221V20H222V21H221V22H222L221 24H223L222 27H223V26L225 27V29H224V27H223L224 30H223L222 28H221V29H218V31L221 32V34H222V36H223V37H222L223 39L221 38V35L219 34L220 32H219V33L215 32L216 35L212 33L213 30H214V31H215V30L217 31L216 28H219V26L221 25L220 22H217V21H216ZM1 18H0V20H1ZM8 18H9V19H8ZM32 18H33V19H32ZM56 18H57V19H56ZM60 18H61V19H60ZM70 18L73 20V23L71 22L72 20H71ZM82 18H83V19H82ZM105 18H107L106 20H107L108 22H107V21H106V22L104 21ZM108 18H109V19H108ZM110 18H111V19H110ZM114 18H115V19H114ZM125 18H126V19H125ZM134 18L137 19L136 23H135V21L133 20ZM143 18H144V19H143ZM257 18H260V20L254 18V19L250 22V25H253V26H254V25H257V24H255V23H256L255 21L257 20V22L259 21L258 23H260V27L264 28V22H263L264 20H262V19H264V15H263V16L260 15V16L257 17ZM15 19H16V20H15ZM35 19H36V20H35ZM58 19H59V20H58ZM66 19H67V20L70 19L71 21L67 24V22H68L69 20L67 21ZM101 19H103V20H102L103 22L100 21ZM140 19H141V21H140ZM161 19H162V20H161ZM225 19H226V18H225ZM11 20H12V21H11ZM13 20H15V21H13ZM40 20H41V19H40ZM52 20H53V21H52ZM64 20H66L67 22H64V25H63L62 22H63ZM84 20H85V21H84ZM89 20H90V21L92 20L91 23H89V22H90ZM110 20H111V25H109V24H110ZM125 20H126L127 22L129 21V22H128V25H129V26L127 25V22H126ZM138 20L140 21L139 23H137ZM167 20H168V19H167ZM173 20H174V21H173ZM176 20H178V19H176ZM201 20H200V21H201ZM206 20H207V19H206ZM238 20H239V21H238ZM254 20H255V21H254ZM59 21H60V22H59ZM61 21H62V22H61ZM88 21H89V22H88ZM112 21H113V22H112ZM151 21H153V23H157V25H155V24L153 25V23H152ZM161 21L163 22V25H165L164 23H167V24H169V25H171V23H172L173 26H172V25H171V26H172V27H175V28H170V29H171V30L174 29V30H175L174 33H175V34L178 33V34L175 35V34L173 33L174 30L172 31L173 34H171V36H169V34H166L164 30H165V29L168 30V28L171 27V26L168 25L169 27L167 26V27H168V28H167V27L165 26L166 28H164V30H163L164 34H166V35H164L163 32H161V31H162V28H161V31L159 30L160 27H163V26H161V25H158ZM228 21H229V20H228ZM247 21H246V23L244 22L246 25L249 23V22H247ZM14 22H15V23H14ZM50 22H52L53 24H51ZM57 22H59V25H60L61 27L65 28V29H67V30L61 29L60 26L57 25ZM75 22L77 23V25H75ZM104 22H105V23H104ZM115 22H116V23H115ZM124 22H125V23H124ZM143 22H144V23H143ZM145 22L148 24V27H149V28H148V27H144V26H147V24H145ZM10 23H12V24H10ZM13 23H14V24H13ZM28 23H30L29 26H28ZM35 23H36V24H35ZM49 23H50V24H49ZM60 23H62V24H60ZM65 23H66V24H65ZM88 23H89V24H88ZM93 23H94V24H93ZM99 23H100V24H99ZM101 23H102V25H105V26H104L103 29L100 28V30H101V31H100L98 28H99V27H103V26H101ZM103 23H104V24H103ZM112 23H113V24H112ZM121 23H124V25H125L126 27H125V26H122ZM178 23H177V24H178ZM205 23H206V22H205ZM205 23H204V24H205ZM214 23H217V24L214 25ZM253 23H254V24H253ZM9 24H10L11 28H13V29H14L13 26L16 25V26H15V29L12 30V29L10 28ZM69 24H70V25H69ZM83 24H84V26H83ZM87 24L90 25V26H89V29L86 30V28H88V25H87ZM95 24H96V25H95ZM135 24H136V25H135ZM140 24H141V25H140ZM143 24H144V26H143ZM149 24H150V25H149ZM161 24H162V23H161ZM186 24H185V25H186ZM206 24H207V23H206ZM212 24H213V26H212ZM219 24H220V25H219ZM245 24H244V25H245ZM6 25H8V26H6ZM12 25H13V26H12ZM49 25H50V26L52 25L51 27H53L54 31H56V32H55V33H56L55 35H54V32H52L53 29H52ZM53 25H54V26H53ZM65 25H66V26H68V25L70 26V27L68 26V28H69V30L72 29V31L70 30L71 34L67 33L69 30H68V28H66ZM74 25H75V27H74ZM138 25H139V27L137 28ZM152 25H153V26H152ZM217 25H218V26H217ZM227 25H228V26H227ZM242 25H243V24H242ZM250 25L248 24V26H243V27H249ZM55 26H57L56 28H57L58 30H57V29L55 30ZM127 26H128V27H127ZM132 26H133V27H132ZM156 26L158 27V29H157ZM159 26H160V27H159ZM196 26H198V27H196ZM216 26H217V27H216ZM253 26H250V27H253ZM257 26H258V25H257ZM2 27H3V29H2ZM84 27H85V28H84ZM107 27H108V28H107ZM143 27H144V29H142ZM154 27H155V28H154ZM176 27H180V29H177ZM194 27H195V29H194ZM203 27H204V28H203ZM208 27H209V28H208ZM211 27H212V28H211ZM250 27H249V28H250ZM9 28H10L11 30H10ZM59 28H60L61 30H63V31L61 32V34H64L66 37H69V38H70L69 41L67 40L66 37L64 38V37H62V35L59 36L60 33H57V32H59V31H61V30H59ZM79 28H82V29H79ZM90 28H92V29H90ZM106 28H107V31L105 32L104 29H106ZM136 28H137L138 30H140V31L142 30V32L145 31V32H144V33H145V37L147 38L148 42L150 43V46H149L148 42L146 41L145 37H142V36H141V37H140L141 39H139V38L136 37L137 35H135V32L138 33V31L136 30ZM150 28H151V29H150ZM206 28H207V29H206ZM77 29L80 30V33H82L83 30L85 29L86 31H84L83 34H84V35L86 34L85 37H86V36H88V37H86L85 39H83V38H84V37H83V34H82V35H81V34H78L79 31H78ZM109 29H110V34H111L112 36L114 35L113 37H112V36H107V34H108V30H109ZM118 29H119V30H118ZM133 29H134V30H133ZM145 29H146V30H145ZM147 29L153 30L152 32H154V34H156V37H154L155 35H153V33H151V31H150V30H147ZM170 29H169V30H170ZM176 29H177V31H181V29H182L183 32H182V31H181L182 33L177 32ZM192 29H194V30L192 31ZM196 29H197V30H196ZM204 29H206V30H204ZM209 29H210V31H209ZM231 29H232V30H231ZM3 30H8L9 32H8V31H5V32H4ZM48 30H49V31H48ZM81 30H82V32H81ZM88 30L90 31L89 33H88ZM92 30H93V32H95L94 35L96 36V38H94L95 36L93 35ZM103 30H104V32L106 33V35H103ZM115 30L118 31V32L116 31L117 34L115 33ZM122 30H123V31H122ZM169 30H168V31H169ZM171 30H170V32H171ZM202 30L204 31L203 34H204V35L207 34V36L209 37V40L211 39L210 41L208 40V41L210 42V44H211V42L213 41V42H215L216 47H217V45H218V47H217L216 50L213 49V47L215 46V45H213L214 43L212 42L213 44L210 45L209 42H207V40L204 39V38H208V37H207L206 35H205V36L201 35V33L203 32ZM246 30H248V29H246ZM13 31H14V32H13ZM65 31H67L66 33H67L68 35L65 34ZM133 31H134V34H133V35H135V37H132V38L130 39V40H132V41H130V40H129V38H130V35H129V34L132 35ZM148 31H149V34H148ZM158 31H160L161 34H159ZM197 31H199V32H197ZM214 31H213V32H214ZM225 31H226V32H225ZM243 31H244V32H243ZM12 32H13L14 34H9V35H10V36H9L8 33H12ZM72 32H73V33H72ZM74 32H76V33H74ZM86 32H87V33H86ZM96 32H97V33H96ZM113 32H114L117 36H116ZM200 32H201V33H200ZM205 32H206V33H205ZM210 32H211V33H210ZM237 32H238V30H237ZM237 32H236V33H237ZM246 32H247V31H246ZM20 33H21L22 35H21ZM119 33H120V34H119ZM123 33H124V34H123ZM179 33H180V35H179ZM185 33H183V35H185L187 38L190 39V36H187V35H190V33H188L187 35H186ZM199 33H200V34H199ZM223 33H224V34H223ZM46 34H47V35H46ZM72 34H73V35H74V34L77 35V40H79V43H78V41H77L76 38H75L76 35L73 36ZM110 34H108V35H110ZM195 34H196V35H195ZM197 34L200 35V36L198 35V36H199V37H198L199 39H198V38H197V39H194V38L197 36ZM212 34H213V35H212ZM23 35H24L25 38H23ZM64 35H63V36H64ZM69 35H70V36H69ZM97 35H98V36H97ZM120 35H121V37H120ZM133 35H132V36H133ZM149 35H151V36H149ZM26 36H27L28 38H27ZM49 36H50V38H49ZM54 36H55V38H54ZM71 36H73V38H71ZM78 36H79V37H80V36L82 37V38L80 37L81 40L78 38ZM89 36H90V37H89ZM93 36H94V37H93ZM99 36H100V37H99ZM104 36H106V37H104ZM167 36H168V37H167ZM185 36H183V37H185ZM214 36H215V38H212V37H214ZM218 36H220V37H218ZM3 37H5V38H3ZM9 37H10V38H9ZM51 37H52V38H51ZM59 37H60V38L62 37V38L64 39L63 42H62V40H60ZM101 37H103V39L105 40L106 43L109 42V44H104L105 49H102V44L105 43V42H103V40H101V39H102ZM114 37H117V38H114ZM123 37H124V38H123ZM138 37H139V36H138ZM161 37H159V40H160V41H159V40H157V41L161 42V39H160ZM173 37H172V39H173L172 41L174 42L173 44H175V45L181 44V43L177 42L178 39L175 40ZM203 37H204V38H203ZM12 38H13V39H12ZM18 38H19L20 40H19ZM21 38H22V39H21ZM48 38H49V39H48ZM69 38H68V39H69ZM74 38H75V40H74ZM87 38H88V39H87ZM92 38H94V40L97 39L96 41H98V42H97V43H96V41L93 42V39H92ZM100 38H101V39H100ZM107 38H109L111 41L108 40ZM113 38H114V39H113ZM135 38H136V39H135ZM142 38H144L145 40H144V39L142 40ZM151 38H150V40H151ZM25 39H28V40H25ZM50 39H52V41H51ZM65 39H66V40H65ZM72 39H73V41H71ZM82 39H83V40H82ZM112 39H113V40H112ZM122 39H123V40H122ZM125 39H126V40H125ZM203 39H204V40H203ZM215 39H217V41H215ZM47 40H48V41H47ZM85 40H86L87 42H86ZM133 40H134V41H137L138 43H141V42H142V43H143V44L141 43L142 46L146 43V44H145V47L140 48L141 44H136V42H133ZM139 40H141V41H139ZM174 40H175V41H174ZM183 40H184V41H183ZM192 40H196L197 43H195L196 41H194V42L192 43ZM200 40H202V42H201ZM4 41H5V42H4ZM12 41H13V44H14L16 41H18V42H16L17 44L15 43V44H16V45H15L16 47H17V45L20 44L21 42H23V43H21L23 46L21 47V46L18 45V48H17V49L14 47V45H12V47H11ZM20 41H21V42H20ZM25 41H26V42H25ZM50 41H51V42H50ZM64 41L66 42L65 44H64ZM67 41H68V43H67ZM75 41H76L78 44H76ZM81 41H82V42H81ZM84 41L86 42V44H89V43L91 42L93 48H92L91 46H90V47H91V48H90L89 45H87V47H85V46L83 47V45L81 46V44H84V43H85ZM112 41H114V43H115V41L117 42L116 44H114V47H113V45H112L113 43H111ZM118 41H119V42H118ZM164 41H162V42H164ZM198 41H200V42H198ZM83 42H84V43H83ZM125 42H127V43H125ZM131 42H132L133 44H132ZM144 42H145V43H144ZM167 42H166V43H167ZM176 42H177V43H176ZM3 43H4V44H3ZM25 43L27 44V45H25L26 47H24V44H25ZM52 43H53V45H52ZM57 43H58V45L61 44V45H60L61 47H58ZM91 43H90V45H91ZM93 43H94V46H93ZM110 43H111V45H110ZM130 43L132 44V46L130 47V49H132L133 45H135V44H136V45H135L133 48H136V49L138 48V47H136V46H139V45H140V46H139L140 49H139V50L137 49L140 53L146 48V51H145V52L143 51L144 54L148 51V47H152V46H154V49H156V50H153V49H152L153 47H152V48H149V49H151V52H150V50H149L147 53H148V54H150V53L152 54V53L155 52L156 55H153V54H152L153 56H152V55H148V56H149V59H148V57H147V55H146L147 53H146L145 55L142 54V55H144L146 58L143 57V58L141 59V58L139 57V55L141 56V54H140L138 51H137V52H138L139 54H136V53H137V52H135L136 49H134V52H133V53L136 54V55H138V56H135L132 52H130V51H133V49L130 50L129 53H128V49H129V47L125 46V44H130ZM134 43H135V44H134ZM154 43H156V45H154ZM171 43H172V42H171ZM203 43H204V45H201V44H203ZM221 43H222V42H221ZM258 43H259V44H258L259 46H261V45L263 46V47H261V48H264V45H263L264 43H262V42H258ZM66 44H67L68 46H67ZM74 44H75V45H74ZM79 44H80V45H79ZM86 44H84V45H86ZM98 44H99V45H98ZM120 44L123 45V47H124V46H125V47L123 48ZM193 44H194V45H193ZM62 45H63V46L66 45L67 47H70L69 53H68V50H67V49H69V48H66V46H65V48H66V49H65V48L62 47ZM76 45H78V46H76ZM105 45H106L107 47H108V46H112V47H108V48H107ZM116 45H118L119 47H122L123 49H125V50H127V51L122 50L121 48H120L121 50L119 51V48H117ZM146 45H147V47H146ZM151 45H152V46H151ZM170 45H171V44H170ZM79 46H80V47H79ZM100 46H101V47H100ZM128 46H130V45H128ZM178 46H179V45H178ZM178 46H177V47H178ZM180 46L182 47V44H181ZM180 46H179V47H180ZM185 46H186V45H185ZM185 46H184V47H185ZM206 46H207V47H206ZM13 47H14V50H13V51H8L10 48H13ZM74 47H75L76 50H77V49L79 50V48H80V50H81L82 52H78V50H77L76 53H75V52H72V51H74V50H73ZM104 47H103V48H104ZM115 47H116L118 50H117V49H115L116 51L113 50V49L110 50L111 48H115ZM164 47H165V46H164ZM177 47H176V49L179 50V48H177ZM198 47L196 46V50H197ZM208 47H209V48H208ZM216 47H215V48H216ZM247 47H249V48H247ZM58 48H59V49H58ZM61 48H62V49H61ZM88 48H90V49H88ZM96 48H97V49H96ZM99 48L102 50V51H99V52H101V54L98 52V50H100ZM106 48L108 49L109 52H110V51H112V52L115 51L114 53H112V52H111V53H112V54H115L114 56H115L116 58H115L113 55L111 56V58H114V59L117 60V57H120V58H118V60H119V62H118V66L120 67V69H117L116 67L113 66V65H114L113 62H114L115 60L112 59V60H113V62H112L111 58H109L110 55H108V52L106 51V50H107ZM109 48H110V49H109ZM231 48H235L234 45H232ZM245 48H246V49H250V46H248V45L246 44V45H245ZM49 49H50V50H49ZM84 49H85V50H84ZM86 49H87V50H86ZM92 49H93V51L95 50V51H94L95 54H92V56L95 57L96 55H99V56H96V59L98 60V62L100 61L99 64L97 63V60H95V59H94L95 63H94V61H93V63L90 64V62H92V60H93V57L90 55V53H93ZM141 49H142V51H141ZM172 49H175V47H174V48L172 47ZM181 49H182V48H181ZM184 49H185V48H184ZM187 49H188V48H186V52H185V50L183 51V52H185V53H183V54H186V53L189 51V50H187ZM194 49H195V47H194ZM199 49H198V53H199ZM228 49H230V48H228ZM235 49H236V48H235ZM235 49H232V51H231V52H232V55H233V53H234V54L236 53ZM10 50H11V49H10ZM16 50H18V51H19V50H21V51H26V52H27V53H26V57H27V59L25 58V52H24V53H23V52L21 53V51H19V53L16 52V54H15V51H16ZM64 50H65L68 54H66V52L64 53ZM76 50H75V51H76ZM80 50H79V51H80ZM89 50H90V52H89ZM104 50H105V51H104ZM152 50H153V51H152ZM226 50H227V49H226ZM233 50H234V51H233ZM49 51H50V52H49ZM56 51H57V52H56ZM61 51H62V52H61ZM70 51H71V52H70ZM91 51H92V52H91ZM103 51H104V53H103ZM121 51H123V52L125 51V52L122 54ZM163 51H165V52H163ZM180 51H182V50H180ZM53 52H55L56 54L58 53L59 55H58V54H57V55H58L59 57L63 54V55L60 57V59H58V58H57V55H56V58H57L58 62H59V60H61V58H62V60H63V59H64L63 57H64L65 55L67 56V57L65 56V57H66L65 59H67L68 56L70 57V59L68 58L70 61H69L68 59H67V61H69L70 63H71V61H73L74 63H71V64H70V63L66 62L65 59H64L65 61H63V62L60 61V62H61V64H63V66L65 65V68L67 67V68H69L71 71H69V69H67V68H66L65 70L62 69L63 66L59 64L60 62H59V63L56 62V63H58L59 65H58V64H57V65L53 64V62L56 60V58H55V54H53ZM105 52H106V54H105ZM118 52H120L121 54L118 53ZM149 52H150V53H149ZM156 52H157V53H156ZM166 52H167V53L169 52V53L167 54ZM193 52H194V51H193ZM196 52H197V51H196ZM202 52L204 53L205 51L203 50ZM227 52H229V50H227ZM4 53H5V52H4ZM20 53H21V54H20ZM61 53H62V54H61ZM70 53H71V54H70ZM79 53H80V55H83L82 58H84V60L86 59V55H88L87 59H89V57L91 56L90 58H92V60H91V59H89V60L86 59L88 62L85 60V64L83 63V65H81V63H82L84 60L81 58V56H79ZM86 53H87V54H86ZM116 53L120 54L121 56H116ZM126 53H127V54H126ZM178 53H179V52H178ZM190 53L192 54V52H188L189 57H187V58H188V59L191 58L192 60H194L193 57H190V56H192L193 54L191 55ZM203 53H202V54H203ZM19 54H20V55H19ZM22 54H23L24 56H22ZM46 54H47V55H46ZM69 54H70V55H69ZM76 54H77V56H76ZM118 54H117V55H118ZM124 54H126V55H124ZM130 54H131V55H130ZM181 54H182V52L180 53V55H181ZM188 54H187V55H188ZM194 54H196V53H194ZM227 54L229 55V53H227ZM230 54H231V53H230ZM2 55H4V54H2ZM7 55H9V56L7 57ZM17 55H18V56H17ZM48 55H49L50 57H51V55H52V57L50 58ZM71 55H74V57L71 58ZM89 55H90V56H89ZM100 55H101V56H100ZM129 55H130V56H129ZM176 55H177V54H176ZM176 55H175V56H176ZM214 55H213V56H214ZM228 55H226V56H228ZM16 56H17V57H16ZM78 56H79V57H78ZM123 56H124L125 58H124ZM134 56H135L136 58L139 57V58L141 59V62H142V61H144V62H143V63H140V65L138 64V62H137L135 59H133V60L135 61V63L132 62L133 60L130 59V57H134ZM161 56H163V54H162ZM175 56H174V58H175ZM201 56H200V54H199L198 56L195 55V58L198 57V59H201V58H200ZM221 56H222V55H221ZM11 57H12V59H11ZM14 57H16V58H14ZM53 57H54L55 59H54ZM99 57H101V59H102V57H103V59L101 60ZM121 57L124 59L123 64H121L122 61H121V63H120V60H123ZM128 57H129V58H128ZM152 57H154L155 59L152 58ZM177 57H179V55H177ZM233 57H234V56H233ZM4 58H5L7 61H5ZM8 58H9L10 60H9ZM24 58H25L26 60H24ZM47 58H48V59H47ZM74 58H75V59H74ZM108 58L110 59L109 61H110L111 63H108ZM139 58H137V60H139ZM180 58H181V56L179 57V61H181ZM183 58H182V59H183ZM51 59H52V60H51ZM53 59H54V60H53ZM76 59H77V60H76ZM106 59H107V62L105 61ZM152 59H154L155 62H152V61H153ZM177 59H178V58H177ZM177 59L175 58V60L178 62ZM198 59H197V60H198ZM214 59H215V60H214ZM220 59H221V57H220ZM220 59H219V61H220ZM231 59H232V58H231ZM8 60H9V61H8ZM28 60H27V61H28ZM49 60H51V61H49ZM81 60H83V61H81ZM149 60H152V61H149ZM165 60H166V59H165ZM195 60H196V59H195ZM197 60H196V61H197ZM201 60H202V59H201ZM207 60H209V59H207ZM207 60H206V61H207ZM222 60H223V59H222ZM222 60H221V61H222ZM228 60H229V61H228ZM228 60H227V58H226V60H225V57H224V61H225V62H224V61H222V62L226 63V62L228 61L227 63H230L231 61H230L229 57H228ZM233 60H234V61H233ZM233 60H232L233 63L236 65V64H237V62H236L237 60H236L235 58H234ZM75 61H77V62L80 61V62H79L78 64H76ZM101 61H102V62L105 61V62H106V65H108V64H111V65H108V68H106V65L104 66V64H103ZM125 61H126V62H125ZM129 61L131 62V63H130L131 65L128 64L126 67H124V66L127 64V62L129 63ZM156 61H157V62H156ZM198 61H199V60H198ZM198 61H197V62H198ZM203 61L205 62V60H203ZM209 61H212V60H209ZM209 61H207V62L209 63ZM221 61H220V62H221ZM105 62H104V63H105ZM139 62H140V60H139ZM149 62H152V63L149 64ZM191 62H192V61H191ZM197 62H196V64H197L196 66H197V67H199L200 65H202V64H201V61L198 62L199 64H198ZM222 62L220 63V67H219V65L217 66V68L214 67V66H215V65H214L215 63H213V62L211 63V66L214 65V66H213V69L215 68L214 70H215L216 72H217L219 69L221 70V72H224V70L221 69V68H222V67H221V64L223 65V67H226V66H224V64H223ZM14 63H16V62H14ZM14 63H12V64H14ZM54 63H55V62H54ZM86 63H87V64H86ZM88 63H89V66H88ZM100 63H101V64H100ZM107 63H108V64H107ZM115 63H116V62H115ZM119 63H120L121 66L119 65ZM124 63H125V65H124ZM133 63L135 64V68L133 67ZM185 63H186V65H184ZM194 63H195V61H194ZM194 63H193V64H194ZM69 64H70V66H69ZM79 64H80V66H79ZM102 64H103V66H104L105 68L102 67ZM136 64H138V66H137ZM206 64H207V63H206ZM206 64L203 63V65L205 66V67H204V71L207 69V68H206L207 66H210V65H208V64H207V66H206ZM209 64H210V63H209ZM67 65H68V66H67ZM71 65H72V66H71ZM85 65H87V66H86L87 68H85ZM100 65H101V66H100ZM122 65H123V66H122ZM176 65H177V66H176ZM203 65H202V66H203ZM225 65H226V64H225ZM227 65H228V64H227ZM231 65H232V64H231ZM231 65H230V66H231ZM9 66H10V65H9ZM11 66H12V65H11ZM57 66H59V70H57V69H58V68H56ZM61 66H62V67H61ZM83 66H84V69H86V70L83 69ZM90 66H91V67H90ZM115 66H117V65L115 64ZM136 66L139 67V68L141 67V69H140V70L137 69ZM187 66H188V65H187ZM187 66H186V68H189V69H190V67H191V71H192V69L196 68L195 66H194V68H193L192 65L190 66V63H189V66H190V67H187ZM202 66H201V67H202ZM211 66H210V67H211ZM72 67H75V70H74V71L71 69ZM94 67H95V68H94ZM100 67H102V68H101V71H102V72L99 71ZM119 67H118V68H119ZM121 67H123L124 69H122ZM127 67H128V68H127ZM129 67H130V68L132 67V68L130 69ZM157 67H158L159 69H158ZM181 67H182V68H181ZM201 67H199V68H201ZM218 67H219V69H218ZM60 68H61L62 70H61ZM77 68H78V69L80 68V69H79V72H82V71L84 70V71H83L84 73H79V72L77 71V70H78ZM89 68H90V69H89ZM112 68H115V69L118 70V71H114V72H113V69H112ZM176 68L179 69V70L177 71V73L179 72L177 75H178V78H180V79L176 78V77H177V75L175 74V73H176V70H177ZM205 68H206V69H205ZM211 68H212V67H211ZM54 69H56V70H54ZM76 69H77V70H76ZM81 69H82V71H80ZM127 69H128V70H127ZM175 69H176V70H175ZM197 69H198V68H197ZM197 69H196V70H197ZM202 69H203V67H202ZM66 70L69 71V73H68ZM87 70H88V73H89V74L85 73V72H87ZM90 70H91V71H90ZM94 70H95V71H94ZM104 70H107L106 72H104L105 74L103 73ZM111 70H112V71H111ZM121 70H124L126 74L124 73V71H123V73H122ZM146 70H147V69H146ZM170 70H171V72H170ZM194 70H195V69H194ZM62 71H63V72H62ZM75 71H76V72H75ZM92 71H93V73H92ZM108 71H109V72H108ZM134 71H135V74H134ZM157 71L154 73V75L157 73V76H159V75H160V77L164 76V75L161 76V74L158 73ZM165 71H166V72H165ZM182 71H184V70H182ZM185 71H184V72H185ZM191 71H190V72H191ZM197 71H198V70H197ZM204 71L201 72V74L203 73L202 75L197 73V74H198L197 76L201 75V77L199 76L200 79L205 75V74H204ZM13 72H14V70H12L11 72L9 71L10 74H14ZM73 72H74V73L80 78V80L77 79L78 77H76L75 74H72ZM128 72H129V73H128ZM138 72H139V73H143V75H147L149 78H148V77L146 78V76H145V77L143 76L142 79H141L140 81H138V79H140L139 76H141V75H139V76L137 75V77H136L137 79L135 78L136 73L138 74ZM150 72H149V73H150ZM152 72H151L150 74L153 75ZM159 72H160V71H159ZM190 72H189V73H190ZM212 72H213V71H212ZM218 72H220V71H218ZM15 73H16V72H15ZM60 73H61V74H60ZM62 73H63V74H64V73H68L69 76H71V78L74 79V84L78 83V81H79L80 86H77V84H76V85H75V90H74V89H73L74 86H73V84H72V83H73V82H72L73 80L70 79V77L68 76V74H66V76H68L69 78H68V77H65V78L61 77ZM90 73H92V75H91ZM95 73H96V76H97V75L99 76V74H100V76H99V77H98V76H97V77L93 76V74L95 75ZM111 73H112V74H111ZM171 73H174L175 75H173V74H171ZM213 73H214V72H213ZM51 74H55L56 76L51 75ZM57 74H58V75H57ZM119 74H120V75H119ZM129 74H131V76H130ZM133 74H134L135 76H134ZM158 74H159V75H158ZM214 74H215V73H214ZM45 75H46V76H45ZM50 75H51V76H50ZM72 75H73V76H72ZM87 75H88V76H87ZM89 75H91V76L89 77ZM104 75H105V76H104ZM118 75H119V76H118ZM125 75H127V76H125ZM182 75H181V76H182ZM188 75H189V74H188ZM219 75H220V73H219ZM219 75L217 74V76H219ZM47 76H48L49 78H48ZM57 76H58V77L60 76L61 79L57 78ZM80 76H81L82 78H81ZM83 76H85V77L87 76V77H86V80L89 79L88 81L90 82V84L92 83V80L94 81V80L96 79V82L98 83L97 80H99V82H100V81L103 79L101 83H98V84H96V86H93V91H91V96L88 95V94H90V93H89L90 91H88V90H89V88H91V86H92L93 84L90 86V84L88 83L89 85L86 86V85L83 83V82H86V80L84 79L85 77L83 78ZM101 76H102V77H101ZM128 76H130V77L132 78V80L129 79ZM155 76H156V75H155ZM157 76H156V77H157ZM165 76H164V79H165ZM175 76H176V77H175ZM183 76H182V77H183ZM51 77H52V79H51ZM91 77H94V78L92 79ZM100 77H101V78H100ZM104 77H105V78H104ZM66 78H67V79H70V81H71V82H70V81L67 80V81H68V82H66L67 85L64 84ZM98 78H99V79H98ZM125 78H126V79H125ZM153 78H154V77H153ZM53 79H54V80H53ZM63 79H65V80H63ZM154 79H155V78H154ZM157 79H159V77H157ZM169 79H170V81H169ZM173 79H174V80H173ZM58 80H59V81H58ZM60 80H61V81H60ZM76 80H78V81H76ZM81 80H82V81H81ZM84 80H85V81H84ZM166 80H167V79H166ZM166 80H165V81H166ZM182 80H184V82L187 81V82L189 83V85L184 87V85H186V84H183V85H182ZM203 80H205V79L203 78ZM46 81H47V82H46ZM62 81H63L64 83H63ZM127 81H128V83H129V87L126 86ZM134 81H135V82H134ZM163 81H164V80H163ZM194 81H195V82H194ZM206 81H208V80H206ZM49 82H50V83H49ZM61 82H62V83H61ZM94 82H95V81H94ZM108 82H109V83H108ZM130 82H131V83H130ZM147 82H148V81H147ZM147 82H145V83H147ZM60 83H61L62 86L60 85ZM104 83H105V84H104ZM150 83H152V81H151ZM177 83H176V84H177ZM185 83H186V82H185ZM188 83H187V84H188ZM193 83H196V84H193ZM46 84H47V85H46ZM79 84H78V85H79ZM82 84H83V85H82ZM163 84H164V83H163ZM170 84H171V83H170ZM165 85H168V83H167V84L165 83ZM174 85H175V86H174ZM194 85H195V86H194ZM196 85H197V86H196ZM198 85H199V86H198ZM63 86H64V88H66V87H67V88H66V89H63ZM69 86H71L72 88H68ZM118 86H119V87H118ZM145 86H146V87H145ZM169 86H170V85H169ZM181 86H183V88H181ZM86 87H87V89H86ZM94 87L97 88L98 90H100V92H99L97 89H95ZM116 87H117V88H116ZM143 87H144V88H143ZM165 87H166V86H165ZM165 87H164V88H165ZM170 87H171V86H170ZM58 88H57V91H56L55 89H53V90H54L55 92H58V95H59V94H60L59 92H60L61 89L59 90ZM76 88H77V89H76ZM111 88H112V89H111ZM136 88H137V89H136ZM141 88H142V89H141ZM48 89H49V90H48ZM71 89H73L75 92H77V91H79V92L74 93V91H71ZM91 89H92V88H91ZM150 89H151L152 91H151ZM154 89H156V90H154ZM145 90H146V91H147V90H150L151 92L147 93ZM160 90H161L162 92H161ZM183 90H184V91H183ZM46 91H47L48 93H47ZM51 91H52V90H51ZM68 91H71V92L68 93ZM81 91H82V92H81ZM83 91H85L86 94L88 93V94H87L88 97H87L86 94H85V97L87 98V100H85V97L83 96V95H84V92H83ZM45 92H46L47 96H46ZM163 92H164V93H163ZM71 94H73V95H71ZM81 94H82L83 98L81 97ZM92 94H93L94 96H93ZM101 94H102V95H101ZM104 94H105L106 96H105ZM122 94H123L124 97L122 96ZM173 94H174V95L177 94V95H176V98H175L174 100H173V96H172ZM58 95H57V98H59ZM75 95H76V96H75ZM119 95H120V96H119ZM129 95H130V96H129ZM137 95H138V94H137ZM141 95H142V94H141ZM155 95H157V96H155ZM185 95H186V96H185ZM187 95H188V96H187ZM66 96H67V97H66ZM68 96H69L70 98H69ZM72 96L75 97V98L80 96L81 98L79 97V100H80V99H84V100H80L81 103H82V101H84V102H83L84 105H83V103H82L81 108H78V106L76 107V105L79 104V103H78L79 100H77V103H78V104H74V102L76 103V100H75V98H73ZM92 96H93V98H95V99H92V98L90 99V97H92ZM199 96H200L199 98H198V96H195L196 98H195V100H194V103H196L195 101L198 100V105H201V102H202L203 96H201V95H199ZM64 97H65V98H64ZM122 97H123V98H122ZM162 97H163V98H162ZM174 97H175V96H174ZM178 97H179V98H178ZM187 97H188V98H187ZM71 98H73L75 101H74V100H71ZM105 98H106V99H105ZM117 98H118V100H116ZM119 98H120V99H119ZM127 98H128V99H127ZM135 98H141V97H140V95H139V96H137V97L135 96ZM142 98H143V97H142ZM147 98L144 97L143 99H147ZM177 98H178V99H177ZM192 98H191V99H192ZM49 99H50V98H49ZM51 99H53V97H52ZM54 99H53V100H54ZM96 99H97V101H98V104H95V103H96V101H95ZM123 99L126 100V101H124ZM176 99H177V101H175ZM61 100L64 101V102H62ZM93 100L95 101V103H94ZM70 101H69V102H70ZM87 101H88V102H87ZM90 101H91V102H90ZM163 101H164V100H163ZM173 101H175V102L173 103ZM183 101H185L186 103L183 102ZM190 101H191V100H190ZM206 101L209 102V100H206ZM69 102L67 103V101H66L67 104H70ZM89 102H90L91 104H92V103H94V104L91 105ZM124 102H127V103H124ZM199 102H200V104H199ZM207 102H206V103H207ZM81 103H80V104H81ZM85 103H86V104H85ZM88 103H89V104H88ZM109 103H110V105H109ZM111 103H112V104H111ZM168 103H169V101H168ZM168 103H167V105H169ZM206 103H205V104H206ZM73 104L75 105V108H76L78 111L75 110V108L73 107V106H74ZM63 105H64V107H63ZM202 105H203V104H202ZM84 106H85V107H84ZM168 108H169V106H168ZM73 109H74V111H76V112H73ZM65 110H66V111H65ZM124 110H125V111H124ZM169 110L171 111V109H169ZM217 110H218V111H216V113H215V111H213L214 114H217V115H218V114H221V113H222V112L220 111V109L217 108ZM207 111H208V110H207ZM207 111H206V112H207ZM63 112H64V113H63ZM85 112H87V113H85ZM94 112L97 113V114H100V113L104 114V112H101V111H93L92 113H94ZM171 112H172V111H171ZM206 112L203 111V112H201V113H204V114H205ZM209 112H210V111H209ZM220 112H221V113H220ZM66 113H65V114H66ZM210 114H211V112H210ZM214 114H213V115H214ZM201 115H202V114H201ZM208 115H209V113L207 112V113H206V116H208ZM202 116H204V115H202ZM209 116H210V115H209ZM102 142H104V140L102 139V141H101V139H99L98 143H99L100 145L103 144ZM181 144H182V145H181ZM184 144H185V146H184ZM180 145H181V146H184V147H182L181 150L179 149V148H181ZM118 146H119V147H122V144H121V143H118ZM185 147H186V148H185ZM188 147H189V148H188ZM175 148H176V149H175ZM183 148H184V149H183ZM158 150H160V146L158 147ZM173 150H174V151H173ZM187 150L189 151V153L187 152ZM169 151H171L172 154L178 155V157L180 156V157H182V158L188 157V156L190 155V152H191L189 144H188L187 142H185V140H178V139H177V141H175V143H174V141H173L172 150H169ZM203 151H204V150H203ZM173 152H174V153H173ZM199 152H201V153H199ZM199 152H198L199 154H203L202 151H199ZM251 152H254V151L252 150ZM187 154H188V155H187ZM207 160H208V161H211L210 159H207ZM90 161H91V162H90ZM181 161H185V162H179L178 164L175 163V162H173V163H171V164H169V165H167V166H164V167H168V168H170V167H171V168H174V167H175V168H176V167L178 166L177 173H183V176H184V177H182L181 179L183 180V179L186 177V178H188L190 181L192 180L191 183H190V181L187 182L190 186H191L192 183H195V184L197 185L196 188H195V187H192V188H191V191H192V192H196V193H194V196H193V198H192L194 202H197V203H200V204H204V202L207 200L208 197H209L211 200H213L214 198H219L218 195H219L220 189H222L223 191L225 190L224 192L227 191L226 194H225L226 196H225L224 194L221 193L222 190H221V192H220V193H221V194H220V198L223 199V202H222V200H221V202H219L220 204L214 202V203H212L213 206H216V205H217V206L225 207V206H224L225 200H226V202L228 201L227 204H225V205L228 206V208H232L231 211H229L227 208H223V209H225V211H227V214L229 215V212L232 214L233 208H234V211H233V212H235V208L237 209V206H238V205L241 206L242 202L239 201V200H242V201H246V202L251 203V202H252V199H254V200H256L255 204H253L254 202L250 204V205L253 204L252 206H253L254 209H252V208H251L252 206H251V207H250V211H251V210H254V211H255V213L257 214V215H255V216H256L255 218H257V216L259 217V216L261 215V216L263 217L262 219L264 220V212H263V211H264V208H262L263 211H262V209H261V211L258 210V209H260L261 207L264 206V202H263V201H262V203L259 202L260 205L263 204V206H262V205L260 206V205L257 203L258 201H261L260 199H262V198H260L259 196H261V195L263 196V193H264V191L262 192V190H260V187L263 188L264 185L260 184V180H258V179H260V178H258V176H257V174L259 175V173H257V172H262V171H264V167L261 168V169H258L257 166H260V165L264 166V162H262V161L259 162V161H258V162H259V164H258L257 161L254 162V159H252L251 162H245V163H247V164H245L244 162H241V161H240V163H239V162H237V164L235 163V164H236V166L234 165L235 169H234V167H233V164H234V163H233V164H230L231 166H230V165H229V166L232 168V171H231V170L229 171L228 168L226 167V166H228V165H225V166H224V165H214L215 168L213 169V165H211V164H206V163H207L206 161H205L204 163H201L202 165L205 164L204 166H201L200 163L198 164L197 161H192L193 163H192V162H186L187 160H181ZM84 162H86L84 166H83V165H79V166H77V167H85V168H89V169H95V171H89V172H87V175L89 174V176H90L91 178H94V177H95L96 179L94 178V180L97 181V182L99 183L100 187H101V185H102L103 187H101V188H104V190H105L106 188H109V187L106 185V182H105V181H102L101 178H104V177H105V176H104V173H107L106 175H108L109 173H108V172H104V171H99V169H103V168H102L103 165H104V168H105V165H106L107 168H109V166H111V167H120V166H117V165L114 166L115 164L113 165V164H112V161H111V162H105V161L102 162V161H96V160H87V161H84ZM84 162H81V164H83ZM87 162H88V163H87ZM89 162H90V163H89ZM114 162H116V161H113V163H114ZM124 162H125V161H123L122 163H124ZM126 162H127V161H126ZM126 162H125V163H126ZM79 163H80V162H79ZM102 163H103V165H102ZM107 163H110V165L107 166ZM129 163H130V161H129ZM131 163H133V162H131ZM196 163H197L198 165H197ZM208 163H211V162H208ZM254 163L257 164V165H255L256 167L254 166ZM88 164H89L90 166H89ZM86 165H87V166H86ZM127 165L129 166L128 168H133V167H131L130 164H125L123 167H126V168H127ZM184 165H185V166H184ZM206 165H207V166H206ZM238 166H239V169H237ZM246 166H247V167H246ZM44 167H45V166H44ZM49 167H52V166H49ZM60 167H61V166H60ZM62 167H63V166H62ZM64 167H67V166H64ZM72 167H73V166H72ZM75 167H76V166H75ZM111 167H110V168H111ZM135 167H136V166H135ZM190 167H191V170H190ZM218 167H220V170H219ZM221 167H223V168H221ZM224 167H226V168H224ZM249 167H250V170H251V171H248L247 173H245L243 170H244V169H248ZM128 168H127V169H128ZM209 168H210V170H209ZM241 168H242V169H241ZM256 168H257V169H256ZM259 168H260V167H259ZM180 169H182V170H180ZM184 169H185V170H184ZM211 169L213 170V172H211V171H212ZM217 169L220 171V172L218 171V174H217V172H215V171H217ZM222 169H223V171H222ZM224 169H225V170H224ZM229 169H230V168H229ZM236 169H237V170H236ZM233 170H234V171H233ZM235 170H236V171H235ZM238 170L241 171L240 174H242V177H241V175L239 174V171H238ZM248 170H249V169H248ZM205 171H206V173H205ZM224 171H225V172H224ZM228 171H229V172H228ZM97 172H98V173H97ZM100 172H101V173H100ZM232 172H235V174H236V178H235L234 180H232L233 182L235 181L234 184H233V186H231L232 182H231V184H229V181H231V178L233 177L232 175H235V174L232 173ZM251 172H252V173H251ZM80 173H81V172H79V174H80ZM83 173H84V172H83ZM95 173H97L98 175H97V174L94 175ZM129 173H130V174H129ZM199 173H200V174H199ZM202 173H203V175L205 174L204 177H203V176L200 177V175H202ZM224 173H225V174H224ZM226 173H227V174H226ZM231 173H232V174H231ZM237 173H238V174H237ZM244 173H245V174H244ZM248 173H249V175H246V174H248ZM250 173H251V174H250ZM79 174H78V178L80 177ZM85 174H86V173H85ZM102 174H103V175H102ZM122 174H124V175H125V174L130 175V177H128L127 179H125V181H128L127 183H129V185H127V187L125 186V188H127V189L124 190V187H122L121 190H124V191L118 193L117 195H112V194H110V193H107V189L105 190V191H106L105 194H106V193H107V194H110V195H112L113 197H117V196H118V198L122 200L121 202H120V200H119L118 198H117V199H118L119 201H118L116 198H114V199H113V198H111V199L108 198V199L110 200V202L112 201V203H109L108 201H106V200H108L107 198H105L106 200L103 199V198H104V195L102 196L103 198H101V199L104 200V201H103V200L99 199L101 196L98 195V194H100L101 191H100L99 189H98V190H99L100 192L97 191V193L99 192V193L97 194V196H98V197L100 196V197L98 198V200H101V202H102V201H103V202L106 201V202L109 204V206H110V204H121V203H124V207H125L126 209H125L124 207H121V208H123V209H122V210L120 209V210H121V212H122V211H124V209H125V210H126V213H121V212H120L121 215H120V214H117L119 210H116V209H119L120 207L115 209L117 212H116V211H113V212H115L114 214H116L117 218H116V217H114V218L110 217L111 219H109L108 216H106V215H108L109 213L112 214V212H109V210H108L106 207L103 206L106 202L103 204V202L101 203L100 201H98V203H97V201H95L94 198H93V199H91V202L94 201L95 204H94V203H86V202H85L86 200L83 199L84 202L87 204V207L89 206V204H94V205L97 204V206L100 205V204H103L102 207H99V206H98L99 208L97 207V209H95L96 206H94V205H93V206L90 205L91 207L89 206L90 208H87V207H85L86 205L84 206V203L81 204L82 202H80V201H83V200H82V197H79V198H80V199H79L78 196H77V199H74V200H73V201H75V203H76V201L79 199V200H78L79 202L77 201L78 204L80 203L81 205H83V207H85V208H84L85 210H84V209H80L81 211L84 210V211H87V212H92V211H94V210H95V211H96V210L98 211L99 209H101V210H99L98 212L103 211L102 213L99 214L98 212H96V213H97V215H96V214H94V213H95V212H94V213H93L94 215H93V214H92V215H93V216H95V215L98 216V214H99V218H100V217H101V214H102V217H103L104 219L101 217V218H102L101 220H104V221H105V224H106V223L109 224V226H108V225H107V226L112 228V230H113V237H114V238H113V237H112V238L115 239L116 242H117V245H116V242L114 243L115 240L112 239V241H111V239H110L111 237L108 238V236H107V238L110 239L109 242H110V241H111V242H110L109 244H106V247L112 248L113 246H116V247H113V249H115V248L118 247V245L120 246V248H118V249H120L121 251L116 249V252H118V253L115 252V254H114L113 251H111V249H108V251H107V249H105V247L103 248L101 244H99V246H98V248H97V247H96V246H97V243H98V242L100 243V240H101V243L104 244L105 241L108 242V239L104 237V236H106L105 233H103L104 235H103V234H100V235H103V236H102V237L104 238L103 242H102V239H103V238L99 237V235H94V234H96L95 231L97 232V234H99L100 231H99V227L97 226L98 224H96V223H98V222L92 219V220L95 221V222H94V223H91L92 225L90 224V226L95 225V227H96V226H97V227L95 228V227L93 226V227H94L93 229H91L92 227H90V226L87 227L88 229H87L86 227H85V228H86L87 231H89V230H90L91 232L94 231V232H93L94 234H91V232H86V234H84V235H85L84 240H83V237H82V239H78V241H79V240H80V241L82 240V241L84 242L85 239L87 238L86 240H89L88 245L91 246V243H92V248L89 246V251H88V252H90V253H91L90 248L93 250V247L95 246V247H94V250L97 251V255H96V253H95V255H93L95 251L91 253V255H92V258H91V259L94 260V261H93V260H92V261H93L94 263L96 262L97 264H108V263L111 264L110 261H108V262L106 261V260H108L107 258L110 257V259H112L113 262H116L115 264H119V262H120V263L123 262V261H121V260H124V262H125V261H128L130 264H131V262H132V264H133L135 261L133 262V259H131L130 257L133 256L132 254H134V256L136 257L137 260H138V257H139V259H140V261L138 260L139 263L145 262L144 264H147V262L151 261V259H149V258L153 257L154 259H155V258L157 259L158 256H159V258L161 259V260L159 259L160 261H159V260H156V261H158V262H156L155 260H154V261L152 260L150 263L153 262L152 264H155L154 262H156V264H157V263L159 264V262H160V264H163V262H165V264H172V263H173V264H185L186 261H187V264H194V262H195V264H200V263H202V262H199V263H198V261H196L194 257H190L189 259L185 258V259L182 260V261H183V262H182V261H180L181 256H180V253L178 254V252L175 253V254H173V255H172V253H174V252H171L170 254L167 255L168 251H170V250H171V251H175V249L177 250V248H174V247H173V246L175 245V243H176V240H175V238L171 237V238H173V241H172V239L170 238L169 240H171L172 242H169V241L166 242L165 232H164V230H162L163 227L165 226V222H164L163 219L160 218L161 216H158V219H155V215L152 214V215L154 216V219H155L156 221L159 220L158 222H156V221H154L152 218H150V216H152V215L149 216V213L147 212V210H146V213H145V211H144V213H145V214H144L143 212H141V211H139V210H137V209H136V210H137V213L131 215V212H132L131 209H133V207L135 208V207H138V206L141 205L140 208H138V209H141V208H143L142 205H145V208L147 209V208L150 207V206H151L150 208H152V207H153V206H152L153 204L155 205L154 207H156V208H157V207H162V206L164 205V196H163V195H164L165 187H163V182H162V181H161V182L158 181L157 184L155 185L156 187H155V186H154V187L151 186V187H152V189H151V188L148 187L146 184H144L145 182L143 183V182L141 181V180H144L143 178L139 179L140 177L138 176L137 173H134L133 171H129V172H128V170H127V173H126V171H125V172H123ZM136 174H137V175H136ZM198 174H199V177L197 176ZM209 174H210V177L208 176ZM221 174H222L223 176H226V178L224 179V178L222 177ZM243 174L246 175V176H251V175L253 176V179H251L252 176H251V178L247 177V178H246V182H247L249 185L252 184V185H250V187H252V188L255 186V187H256V191L262 192L261 195L258 194L259 192H256V191L253 192L252 190H253V189L255 190V188H253V189L249 188V186H248V184H247L246 182H245V183H246L245 185L243 184L242 180L244 181V179L241 180V178L244 177ZM260 174H263V173H260ZM67 175H70V174H65L64 177H69V176H67ZM74 175H75V173H74ZM93 175H94V176H93ZM101 175H102L103 177H102ZM211 175H212V176H211ZM59 176L62 177L63 174H60ZM76 176H77V175H76ZM81 176H83V175H81ZM100 176H101V177H100ZM194 176H195V177H194ZM206 176H208V178H207ZM230 176H231V177H230ZM255 176H257L258 179H257ZM72 177H74V176H72ZM97 177H100V178H97ZM191 177H192V178H191ZM196 177H197V178H196ZM217 177H218V178H217ZM234 177H235V176H234ZM238 177H239V178H238ZM199 178H200V179H199ZM216 178H217L218 180H217ZM221 178H222V179H221ZM229 178H230V179H229ZM47 179H48V178H47ZM98 179H99V180H98ZM188 179H187V180H188ZM206 179H207V180H206ZM220 179H221V180H220ZM236 179H237V180H236ZM250 179H251V180H254V181H257L258 183H257V182H254V181L250 182ZM132 180H133L134 182H133ZM136 180H137V181H136ZM224 180H226L227 182L224 181ZM238 180H239L240 183L242 182L241 185H240V183L238 182ZM247 180H248V181H247ZM45 181H46V180H45ZM144 181H146V183H147L148 180L146 179V180H144ZM202 181H205L206 184H203ZM216 181H217V182H216ZM218 181H219V183H218ZM220 181H222L223 183L220 182ZM46 182H48V181H46ZM87 182H88L89 186L91 185V183L93 184L92 181L90 182V179H89L88 181H87V179H86V181H85L84 184H87ZM132 182H133V183H132ZM139 182H140V183H139ZM198 182H200V183H198ZM205 182H204V183H205ZM214 182H215L216 184H217V183H218V184L214 186V184H215ZM253 182H254V185H253ZM76 183H78V181H76ZM131 183H132V185H131ZM209 183H211V185H210ZM237 183H238V184H237ZM95 184H96V183H94V185H95ZM141 184H142V185L144 184V185L142 186ZM222 184H223V186H222ZM224 184H225L226 187H224ZM99 185H96V186H94V187H97V186H99ZM140 185H141V186H140ZM161 185H162V186H161ZM203 185H204V189H202V188H203ZM228 185H229V187L227 188ZM243 185H244V187H246V189L243 188ZM259 185H260V186H259ZM91 186H92V185H91ZM105 186H106V187H105ZM128 186H129L131 189H129ZM136 186H137V187H136ZM139 186H140V187H139ZM198 186H199V187H198ZM206 186H209V187L207 188ZM85 187L87 188L88 185H87V186L85 185ZM85 187H83V188H85ZM94 187L92 186L91 188H94ZM141 187H142V188H141ZM144 187H146V188H144ZM201 187H202V188H201ZM205 187H206V188H205ZM235 187H236V188H235ZM247 187H248V188H247ZM147 188H148V189L150 188V189H149V192L147 191V190H148ZM159 188H160V189H159ZM197 188H198V189H202V190L207 191V192H206V196H207V198L205 197V194H204L205 192L202 193V194H201V192H200V194H201V195H200L199 192H198L199 190H198ZM217 188H218V189H217ZM229 188H230V189H229ZM207 189H208V190H207ZM209 189H210V190H209ZM215 189L217 190V193L214 194V192H216ZM236 189H237V192H236ZM243 189H244V190H243ZM95 190H96V188H95ZM104 190H102V191H104ZM128 190H129V192H128ZM151 190H152V192H151ZM159 190H161V191H159ZM194 190H196V191H194ZM212 190H214V191L212 192ZM228 190H229V191H228ZM232 190H233V191L235 190V191L233 192ZM240 190H241L243 193L246 192L247 194H246V193H245V194L241 193ZM245 190H247V191H245ZM248 190H249L250 194H249ZM263 190H264V189H263ZM137 191H138V192H137ZM144 191H145L146 193H145ZM208 191H209V193L211 192V193H210V196H211V197L207 195ZM131 192H132V193H131ZM150 192H151L152 194H151ZM230 192H231V193H230ZM239 192H240V193H239ZM101 193H102V192H101ZM125 193H126V194H125ZM228 193H229V194H228ZM233 193H234V194H233ZM238 193H239L241 196H243V197H245V195H248V196H250L252 199H251L250 197L247 196L246 198H248V199L244 198V200H243L241 196L237 195ZM77 194H79V193H77ZM77 194H76V195H77ZM103 194H104V193H103ZM195 194H199V199H198V196H197V198H196V195H195ZM203 194H204V196H202ZM213 194H214V195H213ZM227 194H228V196H227ZM235 194H236V195H235ZM252 194H253V195H252ZM254 194H256L257 197H256ZM136 195H137V196H136ZM155 195H156V196L159 195V197L157 198ZM80 196H82V195H80ZM128 196H129L130 198H129ZM132 196H133V197H132ZM146 196H147V198H146ZM224 196H225V197H224ZM131 197H132V198H131ZM138 197H139V198H138ZM143 197H144V198H143ZM194 197H195V198H194ZM212 197H214V198H212ZM222 197H223V198H222ZM71 198H72V197H71ZM71 198H70V201L67 202L68 204H69V203L71 204V202H73V201H71ZM73 198H74V196H73ZM85 198H86V197H85ZM128 198H129V199H128ZM136 198H137V199H136ZM142 198H143V199H142ZM159 198H161V199H159ZM205 198H206V199H205ZM237 198H238V200H235V199H237ZM256 198H257V199H256ZM263 198H264V197H263ZM89 199H90V198H88V200H89ZM130 199H132V200H130ZM147 199H149V200H147ZM151 199H152V200H151ZM196 199H197V200H196ZM200 199H201V200H200ZM224 199H225V200H224ZM233 199H234L235 204H238V205L235 206V207H234V206H230V207H229L230 204H231V205H232V204L235 205L233 202H231V201H233ZM245 199H246V200H245ZM96 200H97V199H96ZM129 200H130V201H129ZM138 200H139V201H138ZM195 200H196V201H195ZM204 200H205V201H204ZM250 200H251V201H250ZM128 201H129V203L125 205V203L128 202ZM131 201H132V202H131ZM140 201H141V202H140ZM142 201H143V202H142ZM161 201H162V202H161ZM201 201H202V202H201ZM236 201H239V202H236ZM88 202H89V201H88ZM130 202H131L132 204H134V206H133ZM138 202H139L140 205H138ZM144 202H145V203H144ZM229 202H230V203H229ZM73 203H74V202H73ZM99 203H100V204H99ZM141 203H143V204H141ZM147 203H148V204H147ZM108 204H107V206H108ZM256 204H257V205H256ZM72 205H73V204H72ZM131 205H132V208H131ZM135 205H137V206H135ZM254 205H255V206H254ZM258 205H259V206H258ZM116 206H117V205H116ZM119 206H120V205H119ZM257 206L260 207V208H258ZM83 207H81V208H83ZM92 207H93V209H92ZM114 207H115V206H113V208H114ZM117 207H118V206H117ZM102 208H103V210H102ZM104 208H105V209H104ZM156 208H155V209H156ZM257 208H258V209H257ZM88 209H89V210H88ZM106 209H107V212H106V213L109 212L108 214H106V213L104 212V210L106 211ZM109 209H110V207H109ZM153 209H154V208H153ZM223 209H222V210H223ZM90 210H91V211H90ZM110 210L112 211V210H114V209L111 208ZM136 210L133 209V212H132V213H134V211H136ZM141 210H142V209H141ZM143 210H144V209H143ZM143 210H142V211H143ZM150 210H151V209H150ZM217 210H219V211H215V212H216L215 214H218L217 212H220V211H221L220 214H221V216H222V214H223V213H222V210H220V209H217ZM148 211H149V208H148ZM225 211H224V214H223L225 217L222 216L224 219H223L222 217L219 218V217H220V214L218 215L219 217H217V215L213 216V217H212L213 219L211 218V216H209V215H208V216L210 217V220H211L210 222H212V223L215 222V225L219 226V227L222 229V230H221V233H224V232H225L224 235L227 234V233H230V231H231V234H230L229 236H228V234L225 235V241H227V242H229V243L232 242V240H231L230 238L234 236L233 234H235V233L238 234V235H243V234H245L244 237H245L246 239H245L243 236H242L243 239H242V237H241V238L239 237L240 240H241V242H239V243H242V245H239V243H237V242H232V243H234V244L230 243V244H232V245H230V246H231V247H230V250L233 251V252H235V251H243V252H250V253H252V252L256 253L257 251H258V252H264V248H263L264 246L262 247V245H264V242L261 243L262 241H264V221H263L262 219H261V220H262V221H261V220H260V217H259V220H255V218H254V214H255V213H254V212L252 213V212L249 211L248 213H252V216H253L254 220L249 219V218H252L251 216L249 217V214H248V215L246 214V216H247L246 218H243V216H245V215H240V216H242V218L244 219V221H245L244 223L247 224V225L244 224V226L242 227L241 225H239V224H241L240 222L243 221V219H242V218L239 216V214H238V213H241L240 211H238L237 214H236V212H235V214L238 216V218H237V216L234 217V215H233V216L229 215V220H226V219H228V216H227V214H226ZM236 211H237V210H236ZM246 211H247V210H246ZM124 212H125V211H124ZM140 212H141V215H140ZM152 212H153V210H152ZM198 212H199V211H198ZM258 212L260 213V215L258 214ZM83 213H84V212H83ZM103 213H104V214H103ZM150 213H151V212H150ZM243 213H245V211L242 212V214H243ZM73 214L77 215V218H78V219H79V218H80V219H82V218L88 219L87 217L89 216V214H87L86 212L84 213V214H87V215H88V216L85 215L86 217H85L82 213H81V214H82L83 216H82L80 213H73ZM79 214L82 216V218H81V216H80ZM114 214H112V215H114ZM129 214H130V215H129ZM138 214H139V215H138ZM197 214H198L200 217L202 216V213H201V214H200V213H197ZM197 214H196V216H194L196 219H198V217H199V216H197ZM206 214H209V213L207 212ZM225 214H226V215H225ZM233 214H234V213H233ZM118 215H119V216H118ZM146 215H147V217H146ZM203 215H204V214H203ZM250 215H251V214H250ZM90 216H91V214H90ZM90 216H89V217H90ZM96 216L94 217V219H95V218L98 219V217H96ZM114 216H115V215H114ZM141 216H142V217H141ZM206 216H207V215H204V216H202L200 219H202V220L204 219V221H205V220H206V219H205ZM208 216H207V218H208ZM119 217H120V219H123L124 221H126L125 225H123L124 221H123V220H120ZM129 217L132 218V219L134 218L133 221H132V219H130ZM137 217H139L141 221L139 220V218L136 220ZM144 217H146V218H144ZM231 217H232V219H231ZM233 217H234V218H233ZM70 218H72V219H70ZM75 218H76V216L74 217V215H73V217H71V216L69 217V223L67 224V225H68L67 228H68L69 230H71L70 232H72V229H71V228H74V227H72V226H76V227H75V228H76V232H77V227H78V228H81V227L83 228V227H84V226H81V223H80V226L78 225L79 222L82 221L83 219H82V220H79V222L77 221V222H78V224L76 223V224L78 225V226H77V225L74 224L75 221L77 220V218H76V220H74ZM91 218H92V217H90V219H91ZM105 218H106V219H105ZM107 218H108V220H107ZM115 218H116V220H115ZM142 218H143V219H142ZM147 218H148V219H147ZM156 218H157V216H156ZM85 219H84V220H85ZM112 219H113V222H112ZM150 219H151V220H150ZM192 219H193V217L190 219V220H191V223H192L191 225H193L192 228H194L193 230L196 229V231L199 232V230H200L201 227L204 225V223H201L202 220H200V221L198 222V224H196V223H197L196 219H193V220H192ZM208 219H209V218H208ZM208 219H207V220H208ZM219 219H221V220H220V221H221V224L223 223L224 225H225V222H224V221H227V224H228L230 220L233 222V221H234L233 219H235L236 222L234 221V223H232V225L229 223V226H231V228H233L234 231L231 230V228H229V229H227V230L225 229L226 227H229V226H225V228H223L224 225L222 224V226H221V225L219 224V223H220ZM236 219H237V220H236ZM247 219H249V220L247 221ZM257 219H258V218H257ZM71 220H74V221H72V222H74V223H72ZM109 220H110V221H109ZM117 220H118V221H117ZM129 220H130V222H129ZM134 220H135V221H134ZM138 220H139V221H138ZM198 220H199V219H198ZM240 220H241V221H240ZM85 221H86V220H85ZM99 221H100V220H99ZM115 221H116V223H115ZM120 221H122L123 223L120 222ZM143 221H147L148 223H151V224H148L147 222L144 223ZM208 221H209V220H208ZM231 221H230V222H231ZM246 221H247V222H246ZM251 221H254V222L252 223ZM67 222H68V221H67ZM82 222H83V221H82ZM87 222H88V221H86L85 223H87ZM90 222H91V221H90ZM90 222H89V223H90ZM111 222L113 223V225L110 224ZM117 222H120V223L117 224ZM237 222H238V224H237ZM248 222H249V223H248ZM258 222H260L261 224H263V226L260 225V227H259L258 225H259L260 223H258ZM262 222H263V223H262ZM71 223H72V225H70ZM85 223H82V224H85ZM102 223H103V221H102ZM102 223H100V224H102ZM114 223H115V224H114ZM100 224H99V225H100ZM105 224L103 223L102 225H105ZM126 224H127L128 226L130 225V227L127 228V225H126ZM134 224H136V225H134ZM254 224H255V225H254ZM256 224H257V225H256ZM87 225H89V224L87 223ZM144 225H145V226H144ZM148 225H149V226L151 225V226L149 227ZM162 225H163V226H162ZM200 225H202V226L200 227ZM242 225H243V224H242ZM245 225H246V226H245ZM70 226H71V227H70ZM85 226H86V225H85ZM112 226H113L114 228H113ZM121 226H124V227H122L123 229L121 228ZM152 226H153V228H152ZM238 226H239L240 228H238ZM257 226H258V228H257ZM261 226H262V227H261ZM104 227H105V226H104ZM108 227H107V228H108ZM85 228H84L83 230L81 229V230L83 231V233H85V231H84ZM89 228H90V229H89ZM125 228H127V230H125ZM130 228H131V231H129ZM140 228H141V230H140ZM143 228H144V229L147 228V229H145L146 232L144 231L145 233L143 232V230H144ZM188 228L191 229V226L188 227ZM236 228H237V231L239 230V233L241 232L240 234L237 233V232H235V229H236ZM254 228H257V229L255 230V231H256L255 235H257V237H256L254 234H253V236H254V237H253L252 234H251V231H252L251 229H253V231H254ZM259 228H261V229H263V230L260 232V231H259ZM134 229H135V230H134ZM151 229H152V230H151ZM153 229H154V230H153ZM160 229H161V232H160V231H159V233L156 232L157 230H160ZM224 229H225L226 231H224ZM249 229H250V230H249ZM100 230H101V228H100ZM102 230H106V228L103 229V227H102ZM108 230H110V232L112 231L110 228H109ZM121 230H122V231H121ZM136 230H140L141 232H137ZM79 231H80V230H78L79 236H80V237L83 236V234H81V232H79ZM115 231H116V233H115ZM119 231H120V232H119ZM123 231H124V232H123ZM133 231H134V233H133ZM171 231L173 232V229H170V230H169L170 233H172ZM223 231H224V232H223ZM255 231H254V232H255ZM74 232H75V231H74ZM102 232H103V231H102ZM102 232H100V233H102ZM107 232L110 233L109 231H106V233H107ZM122 232H123V233L127 232V233H125V234H127V235L124 234V236L126 237L125 240H127V242H126V241H125V242H126L127 244H123V243H124V242H123L124 240L121 241V238H119V237L123 234ZM154 232H155V233H154ZM226 232H227V233H226ZM234 232H235V233H234ZM249 232H250V233H249ZM87 233H88V235H89V233H90L91 235H94L95 237H94V236L89 237L90 235L88 236ZM117 233H118V234H117ZM128 233H129V234H128ZM130 233H131V234H130ZM135 233H136V234H135ZM248 233H249V234H248ZM261 233H262V234H261ZM70 234H71V233H70ZM72 234H73V233H72ZM119 234H120V235H119ZM134 234H135V235H134ZM163 234H164V235H163ZM236 234H235V236H238V235H236ZM247 234H248V236H247ZM76 235H77L76 238H79V237H78V234H76ZM118 235H119V236H118ZM137 235H139V236H137ZM144 235H146V236H144ZM148 235H149V236H148ZM154 235H155V236H154ZM250 235H251V236H250ZM73 236H74V235H73ZM110 236H112V235L110 234ZM116 236H117L119 239H116ZM218 236H219V235H218ZM222 236H223V234H221V236L218 237L219 239L216 238V236L213 237V239L215 238L213 241H214L215 244H216V249H217V247L221 248V247H220V245H221L220 243H222V241H221V238H220V237H222ZM249 236H250V237H249ZM262 236H263V237H262ZM88 237H89V238H88ZM93 237H94V241H93V239H92ZM96 237H99L100 240L98 241V238L95 239ZM121 237H122V239H124L123 236H121ZM143 237H145V238H143ZM247 237L250 238V239H247ZM70 238H71V237H70ZM76 238H75V239H76ZM137 238H138V240H139L140 242H137ZM259 238H260V239H259ZM90 239H92V240L90 241ZM106 239H107V240H106ZM131 239H132L133 241H132ZM140 239H142V240H140ZM144 239H145V241H144ZM153 239H154V240H153ZM217 239H218V240H217ZM95 240L98 241V242L96 243V245H94ZM228 240H229V241H228ZM242 240H244L246 243H244ZM72 241H73V240H72ZM78 241H77V242H78ZM120 241H121L122 243H121ZM135 241H136V243H135ZM142 241H143L144 243H143ZM154 241H155L156 243H155ZM164 241H165V242H164ZM218 241H219V242H218ZM74 242H75V241H74ZM107 242H106V243H107ZM81 243H82V242H81ZM81 243H80V244H81ZM85 243H87V242H84V243L82 244V246L84 245V246H83V247H85L84 249L87 250L88 245L85 244ZM89 243H90V244H89ZM134 243H135V244H134ZM138 243L140 244V246H141V244L143 243L142 247H143V246L146 247L145 249H142V247H141V249L143 250V252L145 251L144 254H143V252H142L141 249H140L141 251L138 250V248L140 247L139 245H138L139 247H138V246H137V247L135 246V245H137ZM167 243H169V244H167ZM236 243H237V244H236ZM248 243H250V244L253 243V244L250 246V244H248ZM260 243H261V244H260ZM77 244H78V243H76V245H77ZM122 244H123V245H122ZM133 244H134V246H133ZM154 244H155L156 247L154 246ZM164 244H165V245H164ZM245 244H246L247 246H246ZM258 244H260V247H259ZM100 245H101V246H100ZM131 245H132V247H131ZM152 245H153V246H152ZM248 245H249V246H248ZM121 246H124V247H121ZM158 246H159V248H158ZM175 246H176V245H175ZM236 246H237V247H236ZM256 246H257L259 249H258ZM99 247H100V248H99ZM164 247H165V248H164ZM246 247H248L249 251L246 250V249H247ZM261 247H262V248H261ZM78 248H81V247H79V245H78ZM121 248H122V249H121ZM125 248H126V249H125ZM130 248H132V250H131ZM136 248H137V250H138L139 252L136 251ZM219 248H218L217 250L221 251ZM129 249H130V250H129ZM147 249H148V251H147ZM235 249H236V250H235ZM255 249H256V250H255ZM100 250H101V251H100ZM122 250H123L124 252H123ZM128 250H129V251H132V253L129 252ZM99 251H100V252H99ZM119 251H120V253H119ZM146 251H147V252H146ZM111 252H112V253H111ZM121 252H122L123 254H122ZM128 252H129L130 254H129ZM175 252H176V251H175ZM141 253H142V254H141ZM99 254H100V255H99ZM107 255H108V257L105 259L104 256H107ZM111 255L113 256L114 259L111 258V257H112ZM123 255H124V256H123ZM154 255H155V256H154ZM156 255H157V256H156ZM253 255H254V254H252V255H243V256L233 255V256H231V257H230V256H229V257H224L225 260L223 259V261H222L221 257H220L221 261H220L219 257H216V258H212V259L210 260V262L208 261L209 263H208V262H207V263H208V264H223V263H225V264H260V263L263 264L264 261H263V262H262V261H255V259H256L257 257H259V256H257V255L255 254V255H254L255 257H253ZM115 256H116V257H115ZM127 256H128V258H129L130 260H129V259L127 260ZM134 256H133V257H134ZM166 256H167V257H166ZM168 256H169V257H168ZM172 256H174V257H173L174 260H172V258H171ZM175 256H177V257H175ZM256 256H257V257H256ZM261 256H262V258H264V255H261ZM118 257H119V258H118ZM140 257H141L144 261H142V259H141ZM148 257H149V258H148ZM125 258H126V259H125ZM168 258H169V260H168ZM243 258H244V259H243ZM104 259H105L106 262L104 261ZM120 259H121V260H120ZM215 259H217V260H215ZM247 259H249V260H247ZM74 260H76V261H74ZM74 260L72 259V261H67L66 264H72V263H73V264H77V261H78V263L82 264V261H83V260H82V261L80 262L78 258H76V259H74ZM147 260H148V261H147ZM170 260L173 261V262H171ZM178 260H179V261H178ZM213 260H214V261H213ZM226 260H227V261H226ZM86 261H87V260H84L83 263L86 262ZM102 261H103V262H102ZM130 261H131V262H130ZM161 261H162V262H161ZM225 261H226V262H225ZM253 261H254V262H253ZM0 262H1V261H0ZM75 262H76V263H75ZM93 262H92V263L89 262V263H90V264H94ZM128 262H127V264H129ZM219 262H220V263H219ZM222 262H223V263H222ZM44 263H45V262H44ZM47 263H48V262H47ZM52 263H53V264H56V263H54V262H52ZM86 263H87V262H86ZM86 263H85V264H86ZM125 263H126V262H125ZM125 263H124V264H125ZM135 263H137V262H135ZM135 263H134V264H135ZM139 263H138V264H139ZM48 264H51L50 261H49ZM57 264H58V263H57ZM61 264H65V262H61ZM122 264H123V263H122ZM204 264H205V263H204Z\"/></svg>",
  "mask_w": 264,
  "mask_h": 264
}]
</instances>
